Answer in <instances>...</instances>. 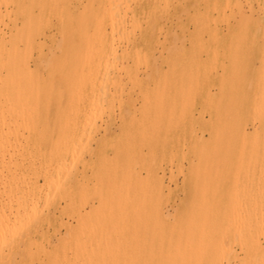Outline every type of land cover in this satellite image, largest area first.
<instances>
[{
    "label": "rangeland",
    "instance_id": "obj_1",
    "mask_svg": "<svg viewBox=\"0 0 264 264\" xmlns=\"http://www.w3.org/2000/svg\"><path fill=\"white\" fill-rule=\"evenodd\" d=\"M11 1H13L15 4L13 5V3L10 2V0H5V1L0 0V5L3 4L0 7L1 9L0 41H2V44L0 42V47L2 46V48L3 49L5 48L6 51L8 49L12 50L13 48L17 47L20 51H22L21 53L23 54L25 52H26L25 54L30 53L31 52L30 50H32L30 54L32 57V58L30 57L31 60L30 59L27 60V58H29V54L26 55L28 57L25 56L24 57L26 58V62L29 61L27 62V64L28 66L30 65L29 67L32 69L31 70L32 77L30 80L35 79L36 83H38L39 81L37 87L38 89L36 88L37 91L39 90L37 92L39 93L38 95L39 98L36 97L37 93H35V90L32 91L36 95H34V93L31 91V93H33L32 96H29L30 92L29 94L27 92L28 97H26L27 95L26 93H24V95L22 94L24 96V99L23 98L22 99L25 100L26 97V100L27 101L29 100V102L31 99L32 104L31 102L28 103L31 104V106L32 105L34 106L29 108L30 105L28 103L26 104L25 106L26 111L28 110L30 111L31 109V112H26V111L22 112V110H24V108L22 109L23 106L19 107L20 109H22L20 111H18L19 109H17L15 110L16 112L12 110H11L12 112H9L10 110L7 112V114L11 113V115L10 114L7 115V117L10 119V122H8L9 125L7 123L8 127L10 128L12 127V129L13 128L16 129L19 126L18 128H20L19 129L20 134L24 130L23 133L25 135H28L27 131L30 129L29 130L30 140L28 139V137L27 138L24 137L22 139L21 138L22 136L18 134V136L20 137L16 138L17 141L16 140L14 141V136L17 135L15 133L18 132L16 131L18 129H16L15 132L13 131L12 133L11 129L9 128L11 132L10 134V132H7L8 131L7 130L8 128H6L7 126H5V131L7 130L6 133L9 134L10 136L12 134L14 135H12L11 138L10 136H7L9 138V143H11L8 144L12 148L9 145H7L9 149V151L7 149L6 152L8 153H6L5 156V163L7 165L5 164V168L3 170L4 174L2 173V171L0 172L3 174V177L5 176L7 178L8 175V179L6 180L5 177L3 178L2 174H0V179L1 180L4 179L3 181L5 182L7 181L6 183L12 185L13 179L15 177L16 179L14 180L15 181L17 180L15 182L16 185L20 181L22 182V184L23 183L24 184L29 183V184H27L28 186L24 185L22 187L21 182L19 183V186H16L15 183H13V185H15L14 188L16 189V194H15V189L13 188V185L12 186L8 185L9 187H11V189H9L8 191L9 187L8 186L6 187L5 183H2V181H0V191L4 190L5 188L7 189L4 190L5 193H3V191L0 192L1 193L0 208L3 209L6 208L7 210L4 209L5 213L7 212L6 214L9 216V219L11 218V220H9L8 226H10L9 229L12 228V230L11 233H8L9 230H7L6 233L8 234H6V236L11 238L14 229L16 230L18 228V230L21 231L22 228L20 229V227H23L22 229L23 233L22 232L19 233L18 230H17L18 232L16 231L17 233L22 234L23 237V238L22 237L19 238L21 240L18 239V242L20 244L17 242L11 248L9 249L6 248L5 251L0 254V259L2 258V260H0V264H9L10 261H12L10 264H24V263L29 264L31 263L29 261L33 262L31 264H242L245 258V257L243 258V256H246L245 253H247L246 249H249L251 247L250 248L251 251L255 252L256 250L254 249L256 246L255 244L257 242L255 236L258 233L256 235L255 234L253 235L255 239V240L253 239V241L255 244L252 241V245L254 244V248H252V245L250 244L251 240L250 241L247 240L246 232L243 231L241 227L243 226V229L247 230V228H245L247 227V225L244 226V224H247V222L250 221L251 218H254L252 222H255V219L257 221L262 216L264 217L263 215L264 211H262V207L264 208V204H263L264 185H262V183L264 184V165H263L264 158L263 160L261 159V156L264 154V153L262 154V152H264V28H263L264 0H237L238 3H240V1L241 3H243L242 5V9H244L243 13L242 12L239 13V11H241L239 4H237V7H239L238 9L235 6L237 3L236 0H232V1L227 0L230 1L231 5L227 3L226 0H216V1L215 0H209V1L208 0H175V1L168 0V2L170 1V3H168L169 5H167V0L166 2H164L165 0H160V1L140 0V2L138 0L137 2L136 0L134 1L121 0L122 2L124 1L123 3H119L121 2L120 0H109L110 3H108V0H61V1L60 0H56V1L55 0H25L26 3L24 2V0H11ZM55 2L56 4H54ZM125 2L126 3L128 2L127 4L129 3L130 4L127 6ZM214 2L217 4L215 5ZM111 3L112 5L110 7L109 4ZM164 3H166L167 6H165ZM185 3L187 5H185ZM6 4L9 6H7ZM122 4H126V6ZM104 5H105V9H104ZM228 5L229 7H231V11L230 8L228 9L227 7ZM5 6H7L6 9ZM112 6H116V7L114 8ZM107 7L108 10L106 11ZM161 7L164 9H162ZM178 8L179 11L176 10ZM232 8L234 11V15H232L233 14ZM61 9L63 10L61 11ZM174 9L176 11H174ZM212 9L213 10L219 9L218 13L213 12ZM118 10L119 12H117ZM144 10H146L145 16L143 15ZM165 10H167L166 11L167 13L165 12ZM220 10H224V12ZM6 11L9 13L11 11V14L10 15L6 14L5 13ZM60 11L62 12V15ZM30 12L32 15L30 14ZM109 12H112L113 14L115 12L116 13L114 14V16L112 15V13H110V16H108ZM160 12L162 13L160 14ZM225 12L227 15L224 14ZM125 13L126 16L124 15ZM132 13L135 14L136 19L138 20V21L134 20V24L132 23L133 22L132 18H134V14L132 16ZM203 13L205 16H202ZM207 13H209L208 18L210 19V21L207 18ZM241 13L246 15V18L248 20L251 19L248 21L250 24H245V22L243 21L244 15L242 16ZM1 14L4 15L2 16ZM111 15L113 17H111ZM120 15L122 22L120 20ZM61 16L63 20L60 18ZM102 16H104V19H101ZM222 16L223 19H221ZM8 17L10 18L9 20ZM28 17L31 18L30 19L31 25H29ZM85 17H87L88 19H86ZM109 17L111 20L109 19ZM157 17L158 20L160 21L159 23L155 22L157 20ZM12 18H15V20ZM47 18H49L48 19L49 22L47 23V27H46ZM196 18L197 21L199 20L198 22L196 21ZM144 19L146 22L145 21L142 22V20ZM247 19H245V21ZM115 20L118 22V25ZM100 21H102L103 23H101L102 25L100 26V28H98L96 27V24L97 26L100 25L98 24V22ZM212 21L215 24L212 23ZM258 21L261 24H259ZM138 22L141 23V29L137 30V28H140L139 25L140 23ZM113 23L115 24L113 25ZM135 23L136 25H139V27L137 26L133 27L135 26ZM209 23L215 26L214 27L211 26L212 27L211 29L208 26ZM257 23L261 27L258 26ZM76 24L78 27L76 26ZM22 25L24 26V29ZM38 25L39 28L37 27ZM90 25L91 27H88ZM106 25H107V29L105 27ZM240 25H241V29H240ZM246 25H247V30L245 31ZM109 26L110 27L112 26L113 28L111 27L112 28L111 29ZM118 26L120 30L118 29ZM71 27H73L75 31ZM76 27L78 28V31H76L77 29ZM160 27H163V30L165 31L162 32ZM12 28L14 31L12 30ZM131 28L136 29V31L132 30ZM150 28L152 29V31L150 30ZM31 29L34 30V32H32L31 35L32 37L30 42V45L32 44L31 45L32 48L30 49V45L28 44L27 48L29 49L26 48L27 49L26 50L25 49L26 42H24L26 41L25 36L28 30ZM96 29H99V31L102 29V31H104L105 34H108L107 42L109 43L103 40V38L101 37V32L96 31ZM21 30L23 31V33L21 32ZM158 30L161 32H159ZM114 31L116 33H113L114 35L112 36L111 33ZM15 32H17V34ZM84 32H85V36H84ZM121 32H123L124 35L121 34ZM88 34L91 36H89ZM97 34L99 36L94 37ZM133 34L136 36L137 39H134ZM145 34H147V36ZM163 34L165 35V39L167 38L165 42H163V40H165ZM243 34H244V40L241 39L243 38L242 36ZM20 35L22 37V40ZM80 35L83 37V39ZM158 35H160L159 39H158ZM148 36L150 37L152 36L150 40H149L150 37ZM144 37L147 39V41ZM99 38L100 39L102 38V41L100 40V44H99ZM7 40L9 43L7 42ZM75 40L78 41L76 42ZM91 40L94 41L93 42L94 45L96 43L95 46L93 45L94 48L93 46H91ZM129 40L130 42H128ZM156 40L157 42H155ZM161 40L163 43L161 42ZM87 41L90 42V43L88 42L90 45L87 43ZM112 42H113V46L115 45V47L112 46ZM160 42L161 44L159 45ZM5 43L8 45H6ZM106 43L108 45H106ZM85 45H89L90 46L89 49L92 47L91 48L92 55L96 54L95 56L97 57L96 59L93 58L94 59L93 62L90 61L91 67L88 64L89 66L88 65L85 66L84 69L83 64L85 63L81 61L84 60L83 58H85L86 55L85 53L89 52L88 49H87L88 52L86 51L87 47ZM105 45L107 46L108 49L106 48ZM153 45H155V47ZM141 46H143V48H141ZM95 47H97L96 50H98L99 48L100 52L99 51L94 52L93 49H95ZM109 48H111L110 50L113 49L115 52L113 50H112L113 52L110 51ZM124 48L127 52H124L125 51ZM136 48L141 51H137ZM106 49L107 51L106 53H104ZM135 49L137 52L141 53L140 55L142 56H138L139 53L135 54ZM24 50L26 51L24 52ZM130 50L131 53H128L130 52ZM75 51H78L80 53ZM122 51H123V55L121 56ZM161 51H163V54L161 53ZM144 52H145V56L147 55L146 58H148L149 60L145 58ZM127 53L130 55V57ZM133 53L136 56H134ZM77 54L79 55L77 56ZM106 54L109 56L108 58ZM114 54H116L117 56H115ZM126 54L128 55V57H126L127 56ZM89 55L91 56V54ZM90 56L89 58L93 57ZM105 56L109 61L105 60L106 59ZM113 56H115V58H113ZM137 56L139 62L141 60V57L143 58L142 61L143 63L149 61L148 63H146V65L150 67L147 66L148 69L147 67L145 69L146 66L145 64L143 65L142 62H140L139 64V62L136 61ZM132 58H134L133 62H132ZM85 60L89 61L90 59L87 60L86 58ZM114 60L115 63H118L117 65L114 63ZM97 61L98 63L102 62L101 66H99L100 64L97 65ZM58 62H60V64ZM109 62H111V64ZM137 62H138V66H135L134 64ZM121 63L123 64L124 68L123 66H121ZM108 64H110V66L114 64L113 65L114 67H110L108 66ZM38 66L39 68L37 69ZM57 66L59 68H57ZM116 66L119 68H117ZM54 67H56V69ZM104 67H110L108 68L110 70L108 69L106 70ZM125 67L131 68L132 71L134 69V71L132 72L131 70L129 71L128 69H126L127 72L125 73ZM135 67L138 68L135 69ZM149 68L151 69V71ZM87 69L89 71L92 70L94 75L90 73L91 74L90 76V74H88L89 71L87 72ZM96 69L98 70V73L96 72ZM33 70L34 72L36 71L35 74ZM57 70H59V72ZM80 70L81 72L84 70L83 71L84 74L83 72L82 74H80L79 73ZM136 70L137 71L141 70V71L137 72ZM143 70H145L146 72H144ZM39 71H40V80H38ZM106 71L109 75L108 78ZM60 72H61L60 78L61 80H63L62 82L65 81L67 86H65V83L63 84L59 80ZM73 72H76L77 76ZM103 72H105L106 74H104ZM134 72L138 74V75L136 74V77L137 76L140 77L137 80L135 79L137 83L136 81H134V77H135ZM139 72L141 73L139 74ZM127 73H130L128 74L129 76H126ZM69 74H71V76ZM87 74L90 78L92 76L93 77L91 81L89 78H87L88 80H85L87 81L88 84V85L86 84L87 85L86 86L87 90H86L84 89L85 83L83 81L84 78L87 76ZM142 74L144 76H142ZM78 75L81 77H78ZM119 75H121V77ZM130 75L132 82L128 81L130 80ZM56 76L59 79H57ZM45 77L46 79H44ZM62 77L64 79H62ZM101 77L102 78L104 77L105 81L102 80ZM161 77H163V79ZM77 78L78 79L80 78L82 82L80 80H77ZM71 79H73L74 81ZM120 79H121V83H119ZM33 80L30 82V84L35 83V81L33 82ZM50 80H52L54 84ZM138 80L141 82L143 81L144 83L142 82L141 85V82H139ZM152 80H155L156 82ZM75 81L81 82L83 83V85L80 83L81 85L77 86L78 83L76 84ZM90 82L92 83L93 86L90 84ZM133 82L136 84L133 85ZM117 83L119 86L117 85ZM124 83H125V88L123 87ZM94 84L96 85L94 86ZM147 84L153 88L151 89V87L146 86ZM114 85L117 87V89L114 88L115 87ZM163 85H165L164 89H163ZM74 86L76 88L83 86V88L76 89ZM135 86L137 87L136 89ZM34 87H36L35 84ZM129 87H131L130 90L134 88L133 89L134 91L128 90ZM142 87H143V91H142ZM99 88L104 93L103 92L101 93ZM120 88L123 89L122 91H125V93L127 91L129 92L130 95L129 99H131L129 104H128L129 99L127 98L128 93L124 94V92H121ZM145 88L146 89L148 88L147 90L150 91L148 92ZM154 89L156 90V93L155 91H153ZM76 90L81 92V94L78 91L77 94L75 92L76 95H79L78 98L79 99L81 98L80 106L76 102L77 101L76 98L74 99V101L71 102L73 104H70L71 101L70 99H72L71 98L72 94H68V93L70 92L72 93L73 91ZM145 90L147 91V96L145 93L143 94L145 98L150 96V99L148 97V100L152 101L156 98V101L159 103L161 101L160 99H163L162 103L160 102L162 104L161 107L162 109L160 107H157L160 106L159 104L156 106L154 104L155 102L153 101H152L153 104L148 103L147 100L143 99L142 97L143 94H138V92L142 93L145 92ZM90 91L92 95L90 94ZM116 92L118 93V95L115 94ZM94 93L96 94L95 96ZM111 93H113L114 95V98L112 97L113 99H115V102L113 101L114 103L108 102L109 99L110 101L113 100L111 98V96H113ZM119 93L120 94L122 93L121 97L124 100L123 104H121L122 101L118 102L121 99ZM63 94L66 95L63 96ZM101 94L105 95V96L103 95L104 99L102 98ZM53 95L54 97H52ZM80 95L84 96L83 100L82 97H80ZM62 96L64 98H61ZM34 97H36V99ZM74 97L75 95L73 96V98ZM92 97H96L94 99L97 100L101 98L103 102L101 101V99L100 101L95 100L96 101L95 102L93 101L94 99L92 100ZM37 99L39 100V102ZM88 99L92 100V102ZM33 100L34 101L36 100L37 102H34ZM42 100H44L46 103H43ZM143 100H145V102L147 101L146 102L147 105L145 104L147 109L146 111L144 110V108L143 110H141L142 107H144V105H142ZM97 102H99L98 107H100L101 109L100 108L97 109L96 106ZM131 102L132 104L134 103L136 109L131 106ZM25 103L26 102H24V104ZM34 103H37V106L34 105ZM119 103L121 106L119 105ZM71 105L72 106L74 105L73 107L74 108L77 107V108H75L73 112L69 111V115L72 113V115L69 116L68 110L69 109L72 110L73 108V107L69 108ZM109 105L115 107L114 114L112 111L113 107H111L112 110H110ZM140 105L142 107H140ZM122 106L124 107L122 108ZM154 106H156L157 108V109L155 108L156 109L155 111H153ZM89 107L91 109H89ZM32 108L34 110L36 108L35 112H32ZM76 109L80 112V114H78L79 112L77 111L78 112V113L76 112L77 117H74L73 115L75 114ZM108 109L110 111H108ZM159 109H161L160 112L157 111ZM47 110H48L47 112L48 115L46 113ZM90 110L95 112V114L91 113L92 116L93 115L95 116L94 117L90 116V117L96 118L98 114H101L100 115L101 118L99 115H98L99 117H97L96 119L86 118V116L89 117L91 112ZM99 110L101 112H99ZM144 112H146V116L144 115ZM13 113L15 114L19 113V114L15 115ZM29 113H31V115H29ZM102 113L104 114L102 115ZM133 114L135 115V118L131 119ZM24 115L26 117V120ZM28 115L29 118L27 117ZM65 115L66 116L68 115L69 117L67 116L66 118ZM108 115H110L112 118L108 119L109 117ZM17 116L19 117V119ZM72 116L73 118H71L72 119L71 120L70 117ZM11 117L16 118L15 121H13ZM98 118L100 119L98 120ZM27 119L29 123L26 122ZM66 119L67 120L69 119V124L71 126H73L75 122L77 123L74 124V129L70 125H66V128L68 126L69 129L66 130V128H64L65 122L67 121ZM74 119H76L75 122H72ZM138 119L140 122L138 121ZM21 120H23V122ZM90 120L91 122H89ZM11 121L14 122V126L13 125L10 126ZM16 121L17 122L21 121V123H23L22 127L23 126L24 127L21 129V123H17ZM132 121L134 123H132ZM15 122L16 125L18 124V126L15 125ZM109 122L110 124L106 125ZM24 124L25 125L29 124L30 128L28 127L29 125L27 126L29 128L28 129ZM32 124L33 127H31ZM66 124L68 123L66 122ZM75 126L77 128H75ZM100 126H102V128H100ZM31 128H34L33 131ZM35 128L37 129L36 131ZM63 129L65 132L62 131ZM59 130L61 131L59 132ZM82 131L83 132L86 131L84 136L90 135L89 140H87L89 138L88 136L87 138H85L82 135L83 137L81 138V133H83ZM63 132L65 134H63ZM53 134L54 137H52ZM72 134L74 136H72ZM71 136L73 139L70 138ZM78 136L80 138H78ZM25 138L26 140H28V142L27 141L25 142ZM60 138H62L63 140L61 139L60 141ZM68 138L69 140H67ZM78 139L79 142H81L80 144L81 146L78 143ZM19 141L22 142L21 146L19 145L20 144ZM56 141L58 142L56 143ZM15 142L17 143V145ZM23 143L26 146L23 145ZM62 143L64 144L65 148L67 147L69 153L67 149H64V147L61 146ZM57 145H59V147ZM15 146L18 148H16ZM33 146L34 149L32 148ZM13 147L15 150L13 149ZM22 147L24 152L23 154H21ZM72 147L75 148L78 147L76 148L77 150L74 148L77 151V153ZM82 147H84L85 149ZM86 148L89 149L87 150ZM12 149L16 151V153ZM62 149H64V151L66 150L65 152L68 153V156L67 153H64ZM28 150L30 152H28ZM84 150L86 151L84 152ZM49 151H52V154L49 153ZM53 151L55 152L53 153ZM78 151H80V154L82 153L81 154L82 156L78 153ZM13 152L17 156L16 155L13 156L11 154ZM34 152L36 153V156ZM17 153H19L20 156ZM8 154L10 155V157ZM73 154L82 157L81 159L79 158L81 162H79L80 161L79 159L78 161H76L78 157ZM73 156L76 157V160L73 158ZM17 158H19L20 163L18 162ZM20 158L21 161L23 160L25 162V163L23 162L24 164L22 165ZM49 158L53 163V165L52 163H50ZM82 159H85V161H83ZM28 161L30 165L28 164ZM15 162L16 165L18 164L17 165L18 167H15L17 168L16 170L14 166L11 165V164L15 165ZM58 162H59V166L57 164ZM60 162H62L61 163L62 167H64L63 164L67 162L65 166L67 167V165H69L72 168L68 166L67 168L68 170H67L64 167V169H66L64 170L65 172H63V170H60L58 171L59 172L58 174L56 173L57 172L56 169L57 167L58 169L61 168ZM81 163L84 164L82 165ZM33 165H35L36 167H34ZM9 167L11 168L9 169ZM25 168L26 169L28 168L27 171ZM35 168L37 169V171ZM47 169H51V170L48 172ZM6 170H11L10 173L13 174L12 175L14 176L13 179L11 177V174H9V171ZM73 172L75 175H73ZM43 173L44 174L47 173V174H45L44 176ZM65 173L66 176L68 177H64L65 175L63 174ZM83 173L86 176L82 175ZM24 174H26V177H24ZM80 174L83 177L80 176ZM22 176L25 179L24 182L22 181L23 180ZM30 176L33 177L31 178ZM57 177H58V181L55 185ZM9 179L11 183L9 182ZM62 179L65 180L67 179V180L62 181ZM80 181L81 184L78 186L77 184ZM60 182H62V184L64 182V184L66 185L65 186L66 190H63L64 184L63 185L59 184ZM1 184H3L5 187L1 186ZM38 184L40 185V188L38 187ZM47 186L49 187L51 186V187L49 188ZM58 186H60L59 187L60 189L62 187L63 188L60 190L58 189ZM16 187H18L19 189ZM28 188H30L31 192H33V190L35 191L33 192L34 196L31 192L29 193L30 190L27 192ZM52 188L54 190L55 189L58 190V192L57 191L55 192L54 190L50 191L52 190ZM71 188L72 191L69 193L70 195L69 194L67 195V199L65 200L66 197L63 196L64 195L63 191H65L67 194L68 189ZM44 190L46 191L47 195L48 192L50 191L51 192V193L49 192L50 195L47 196ZM72 192H74L73 194L76 196H74ZM2 193L5 195H3ZM58 193L63 194L61 197V199L63 200L60 199L61 195H59ZM53 194L56 195L57 198L56 196L53 197ZM16 195H18L17 196L18 199H19V195H22L23 197L22 198L20 196V198H22L23 200L17 199L19 202L20 201L23 202V203L18 202L20 205L17 203L15 197ZM9 196L11 197L9 200H12L15 203L8 200ZM69 196H71L72 198H70ZM24 197L26 198V200ZM258 199L260 201L262 200L261 202L263 205L259 201H257ZM2 201L5 203L8 202L6 206L5 204L1 206V204L3 203ZM253 201H257L258 204L257 202L253 203ZM21 203L22 205L27 204L28 207L24 206L23 208L26 212H24V210L21 209L22 207ZM44 203L45 206L46 204L48 205L44 207L43 205ZM252 203L253 205L257 204L256 209L258 208L257 210L259 212H257L256 209L253 208L254 206L252 207ZM59 204L63 207L59 206ZM259 204H261V207H259L260 206ZM36 205L39 206L36 207ZM250 205L254 209V210L252 209L254 212L251 210V208H249ZM202 206L206 207V210L202 208ZM207 206L209 207L207 208ZM242 206H244L245 208L247 207V209H245ZM15 207L16 208L18 207L19 209L17 210L18 212L21 211L19 212L20 215L17 216L15 215V213L18 214L16 212ZM25 207L27 208V210ZM36 208L41 210L40 211L41 213L38 211V209L32 211ZM10 209L11 211L9 212ZM212 209H213V215L211 214ZM4 210L0 209V212ZM201 210L203 213H205L204 215L202 213L200 214ZM245 210H248V212ZM29 211L30 214H28ZM43 211L46 213H44ZM249 211H252L253 214H255V217L252 214V212L250 213ZM260 211H262V213H260ZM31 212L34 213L32 214ZM209 212L210 214H207ZM23 213L25 214L27 213V215H23ZM116 213L118 214L119 218L118 216L117 218L113 217L114 215H116ZM40 214L42 215V217H40L41 216ZM259 214H260V218L257 219ZM29 215H33V219L35 220L32 219L33 220L32 221L31 218H29L28 221L24 220V218L27 219ZM34 215L36 216L34 217ZM200 215L201 217H204L205 215L207 216L203 218L204 221H206L207 223L205 224V227H202L204 226V221H202L203 225L200 224L202 220ZM210 215H212L211 218L213 217L212 221H210L211 220V218L209 217ZM248 215L250 219L248 218ZM15 216L19 218L18 220L20 223L18 222ZM37 216L39 217V219ZM108 216L109 217L111 216V218L112 217L116 218L114 219L115 224L113 223V221L112 223L108 222V220L110 219H106L107 221L104 220V218H109ZM240 216L244 217L243 222L245 223H242L241 221L242 218ZM80 217H82L83 219H81ZM15 218L17 221L15 223L16 225L13 224ZM79 219L81 223L86 222L85 224L87 225L89 223L90 224L89 228L86 225V227L81 226L82 227L80 228L81 230H78L80 225H82L81 223H79L80 225H78ZM101 219L103 220L104 224L107 223V227H104L106 228L104 230L106 232H103L102 230L103 228L97 227L98 225L97 222ZM44 221L46 222L44 223ZM48 221L50 222V224L51 223L52 224L48 225ZM24 222L26 224L29 222L30 224L26 225ZM91 222L93 224L97 223L96 226H91L92 224ZM103 222L101 224L102 227H103ZM22 223H24L25 226H27L26 227L27 229L24 228V224ZM108 223L110 224L108 225ZM59 224L62 226H60ZM18 225L21 226L18 227ZM199 225H202L201 227L203 229L200 228L198 231L197 227L199 228L200 227ZM15 226H17V228ZM34 227L35 228L37 227L38 231H36L37 228L35 229ZM91 227L100 228L102 231L101 230L99 231L103 232V234L106 233V235L104 237L100 236L101 232L99 234V231H97L98 229L95 231L96 233L93 234L92 231H94L95 229L94 228L90 229ZM85 228L92 230L91 231L92 234H90V231L88 232L87 229L85 231H87L88 233L84 232L85 233L84 234L83 230ZM59 229L61 230L59 231ZM207 229L211 231L210 235L208 234L209 231ZM223 229H226L225 231H227V233L229 232L228 230H230V234L224 232ZM75 230L77 232L81 231L83 234L82 237L84 239H86L85 237H88L90 234L93 236L97 235L99 238L101 237L102 240L101 238L100 240L98 238V241H93L95 239L97 240V237L93 238V236H89L92 237L93 239H90V241H88L89 239H87L88 241L86 242L87 246L84 244H83L84 246L81 245L83 247L80 246V249L83 248V250L81 249L78 251L79 248L77 247L78 246L77 240L80 238L82 239V237L79 236V234L80 235L82 234L78 233L77 235L78 237L75 236L74 233H77ZM200 230L202 231L204 230L205 233L204 231L202 232ZM217 231H219V233ZM222 231L223 233H226L225 236L228 235L226 238L223 236ZM29 232L31 233L32 236L30 235ZM55 232H57L56 235ZM97 232L99 235L97 234ZM215 232H217L218 234H216ZM34 234L36 235L34 236ZM6 236L5 235L3 237L0 236L2 244L6 240ZM257 236L258 237L260 236V238L257 237L259 240L257 244L262 241L261 243L262 245H264V237L261 235H257ZM2 238H4V240ZM32 239L33 240L36 239L37 244L36 241L32 243L31 242ZM68 239L70 242L69 241L66 242ZM84 239L83 241L85 242ZM208 239H211L213 243ZM218 239L219 241H217ZM91 240L93 241V244L91 243L88 244L89 242H91ZM244 240L247 241L246 244L248 243L250 244L248 245L249 247L245 246L246 244ZM29 241L32 243L31 244L32 246L30 245ZM1 242L0 245H2ZM40 242L43 243L44 248L47 249L46 250L47 252L45 250H44L45 252L40 251L41 249L39 250L41 246L43 247V245L40 246ZM79 242L82 243L81 241ZM204 242L208 244L206 245V247H208L207 250L205 248ZM34 243L36 244V246H38V249L36 250V253L33 255L32 253H30L29 249L31 250V252L33 250L35 252L36 246H33ZM69 244H71V248L73 247L72 250L71 248H69L70 247ZM76 244H77L76 246L77 250L75 249ZM201 245L203 246V248H200ZM240 246L242 247V249H240L241 248ZM65 247H67L66 248L67 251L66 250L64 251ZM212 247L213 248L215 247V251L213 250ZM200 249L201 251L205 250L200 252L201 254H204L206 251L207 254L205 253L204 256L200 255L199 254ZM18 250H19V254H18ZM241 250H243V252ZM5 252L7 255L6 254L4 255ZM29 254L30 256L31 255L34 256L33 257L34 259L31 258L32 259L31 260ZM8 256L11 257L10 259L7 260Z\"/></svg>",
    "mask_w": 264,
    "mask_h": 264
},
{
    "label": "bare ground",
    "instance_id": "obj_2",
    "mask_svg": "<svg viewBox=\"0 0 264 264\" xmlns=\"http://www.w3.org/2000/svg\"><path fill=\"white\" fill-rule=\"evenodd\" d=\"M4 1H5V0H4ZM55 1H56V0H55ZM60 1H61V0H60ZM120 1H121V0H120ZM126 1H127V0H126ZM132 1H134V0H132ZM132 1H131V3H132ZM138 1L140 2V0H138ZM142 1H143V0H142ZM151 1H152V0H151ZM156 1H157V0H156ZM159 1H160V0H159ZM170 1H171V0H170ZM170 1L168 2V0H167V5H169L168 3H170ZM174 1H175V0H174ZM208 1H209V0H208ZM215 1H216V0H215ZM226 1H227V0H226ZM231 1H232V0H231ZM2 2H3V1H2ZM10 2L13 3V5L15 4V3H14L13 1H11V0H10ZM24 2L26 3L25 0H24ZM89 2H90V1H89ZM94 2H95V1H94ZM118 2H119V1H118ZM123 2H124V1H123ZM123 2L121 1V2H119V3H123ZM136 2H137V0H136ZM136 2H135V3H136ZM164 2H166V0H165ZM185 2H186V1H185ZM189 2H190V1H189ZM218 2H219V1H218ZM236 2H237V0H236ZM6 3H7V2H6ZM92 3H93V2H92ZM95 3H96V2H95ZM108 3H110L109 0H108ZM108 3H107V4H108ZM116 3H117V2H116ZM116 3H115V4H116ZM125 3H126V2H125ZM127 3H128V2H127ZM127 3H126V4H127ZM161 3H162V2H161ZM227 3L230 4V1H227ZM240 3H241V1H240ZM240 3L237 2L235 6L237 7V4H239V7H240V9H241V11H239V13H240V12L243 13V10H244V9H242V5H243V3H241V6H240ZM7 4H8V3H7ZM7 4H6V5H7ZM54 4H56V2H55ZM126 4H122V5H125V6H126ZM129 4H130V3H129ZM129 4H127V6H128ZM159 4H160V3H159ZM206 4H208V3H206ZM214 4L216 5L217 3L214 2ZM214 4H213V5H214ZM234 4H235V3H234ZM234 4H233V5H234ZM2 5H3V4H2ZM2 5H0V7H1ZM4 5H5V4H4ZM17 5H18V4H17ZM57 5H58V4H57ZM90 5H91V3H90ZM101 5H102V4H101ZM111 5H112V3L109 4L110 7H111ZM164 5L167 6L166 3H164ZM185 5H187V4L185 3ZM230 5H231V4H230ZM7 6H9V5H7ZM7 6H5V9L7 8ZM51 6H52V5H51ZM63 6H64V5H63ZM119 6H120V5H119ZM160 6H161V5H160ZM178 6H179V5H178ZM191 6H192V5H191ZM225 6H226V5H225ZM95 7H96V6H95ZM112 7L115 8L116 6H112ZM144 7H145V6H144ZM162 7H163V6H162ZM162 7H161V8H162ZM213 7H214V6H213ZM213 7H212V8H213ZM223 7H224V6H223ZM223 7H221V8H223ZM227 7H228V9L230 8V11H231V7H229V5H228ZM239 7H237V9H238ZM13 8H14V7H13ZM53 8H54V6H53ZM99 8H100V7H99ZM127 8H128V7H127ZM127 8H126V9H127ZM129 8H130V7H129ZM216 8H217V7H216ZM224 8H225V7H224ZM2 9H3V8H2ZM104 9H105V5H104ZM104 9H103V10H104ZM118 9H119V8H118ZM131 9H133V8H131ZM154 9H155V8H154ZM154 9H153V10H154ZM162 9H164V8H162ZM7 10H8V9H7ZM11 10H12V8H11ZM62 10H63V9H61V11H62ZM107 10H108V7H107L106 11H107ZM110 10H111V9H110ZM116 10H117V9H116ZM116 10H115V11H116ZM123 10H124V9H123ZM176 10L179 11V8L176 9ZM176 10L174 9V11H176ZM212 10H213V9H212ZM218 10H219V9H218ZM218 10L215 9V10H213V12H217V13H218ZM0 11H1V9H0ZM30 11H32V10H30ZM61 11H60V12H61ZM127 11H130V10H127ZM155 11H156V10H155ZM162 11H163V10H162ZM166 11H167V10H165V12H166ZM220 11H223V12H224V10H220ZM232 11H233V8H232ZM34 12H35V10H34ZM49 12H50V10H49ZM92 12H93V11H92ZM117 12H119V10H118ZM125 12H126V10H125ZM143 12H144L143 15L145 16V12H146V10H144ZM182 12H183V11H182ZM189 12H190V11H189ZM223 12H222V13H223ZM5 13L10 15V14H11V11H10V13L7 12V11H6ZM5 13H4V14H5ZM19 13H20V12H19ZM19 13H18V14H19ZM103 13H104V12H103ZM110 13H112V12H109L108 16H110ZM115 13H116V12H115ZM115 13H114V14H115ZM123 13H124V12H123ZM151 13H152V12H151ZM161 13H162V12H160V14H161ZM166 13H167V12H166ZM166 13H165V14H166ZM242 13H241V14H242ZM4 14H3V15H4ZM30 14H31V12H30ZM114 14L112 13L113 16H114ZM121 14H122V13H121ZM133 14H134V13H132V16H133ZM155 14H156V13H155ZM177 14H178V13H177ZM201 14H202V13H201ZM224 14L227 15L226 12H225ZM224 14H223V15H224ZM229 14H230V13H229ZM231 14H232V13H231ZM241 14H240V15H241ZM1 15H2V14H1ZM3 15H2V16H3ZM31 15H32V14H31ZM61 15H62V12H61ZM112 15H111V17H113ZM124 15L126 16V13H125ZM162 15H163V14H162ZM173 15H174V14H173ZM178 15H179V14H178ZM182 15H183V14H182ZM195 15H196V14H195ZM208 15H209V13H207V18H208ZM225 15H224V16H225ZM232 15H234V11H233V14H232ZM240 15H239V16H240ZM243 15H244V14H242V16H243ZM7 16H8V15H7ZM40 16H41V15H40ZM40 16H39V18H40ZM52 16H54V15H52ZM56 16H57V15H56ZM106 16H107V14H106ZM125 16H124V18H125ZM147 16H148V15H147ZM151 16H152V15H151ZM154 16H155V15H154ZM202 16H205L204 13H203ZM17 17H18V16H17ZM31 17H32V16H31ZM115 17H116V16H115ZM122 17H123V15H122ZM130 17H131V16H130ZM163 17H164V16H163ZM170 17H171V16H170ZM197 17H198V16H197ZM217 17H218V16H217ZM243 17H244V18H243V21L245 22V24H250L248 21L251 20V19L248 20V19L246 18V15H244ZM1 18H2V17H1ZM5 18H6V16H5ZM60 18L63 20L62 16H61ZM85 18L88 19L87 17H85ZM85 18H84V19H85ZM124 18H123V19H124ZM134 18H135V19H134ZM134 18H132V20H133L132 23H133V24H134V20H137L135 14H134ZM204 18H205V17H204ZM3 19H4V18H3ZM9 19H10V18L8 17V20H9ZM12 19L15 20V18H12ZM18 19H19V18H18ZM28 19H29V20H28L29 25H31V24H30V23H31V21H30L31 18L28 17ZM48 19H49V18H47L46 27H47V23L49 22ZM68 19H69V18H68ZM101 19H104V16H102ZM109 19H110V17H109ZM113 19H114V18H113ZM115 19H116V18H115ZM208 19H209V18H208ZM208 19H207V20H208ZM211 19H212V18H211ZM216 19H218V18H216ZM221 19H223V16L221 17ZM245 19H247V20L245 21ZM40 20H41V19H40ZM42 20H43V19H42ZM99 20H100V19H99ZM110 20H111V19H110ZM116 20H117V19H116ZM116 20H115V21H116ZM120 20H121V15H120ZM125 20H126V19H125ZM148 20H149V19H148ZM203 20H204V19H203ZM212 20H213V19H212ZM214 20H215V17H214ZM214 20H213V21H214ZM219 20H220V19H219ZM10 21H11V20H10ZM70 21H71V20H70ZM102 21H103V20H102ZM102 21L98 22V24H100V25L97 26V24H96V27L100 28V26L102 25L101 23H103ZM123 21H124V20H123ZM137 21H138V20H137ZM137 21H136V22H137ZM139 21H140V19H139ZM143 21H145V19L142 20V22H143ZM170 21H171V20H170ZM173 21H174V20H173ZM196 21H197V18H196ZM198 21H199V20H198ZM198 21H197V22H198ZM209 21H210V19H209ZM213 21H212V23H214ZM0 22H1V21H0ZM4 22H5V21H4ZM54 22H55V21H54ZM76 22H77V21H76ZM116 22H117V21H116ZM121 22H122V20H121ZM145 22H146V21H145ZM147 22H148V21H147ZM155 22H157V23L160 22V21L158 20V17H157V20H156ZM163 22H164V21H163ZM215 22H216V21H215ZM240 22H241V21H240ZM246 22H248V23H246ZM250 22H251V21H250ZM127 23H128V22H127ZM129 23H130V22H129ZM138 23H140V22H138ZM138 23H137V24H138ZM150 23H151V22H150ZM150 23H149V24H150ZM194 23H195V22H194ZM258 23H259V21H258ZM258 23H257V25L260 26L259 24H261V23H259V24H258ZM0 24H1V23H0ZM38 24H39V23H38ZM40 24H42V23H40ZM85 24H86V23H85ZM91 24H92V23H91ZM114 24H115V23H113V25H114ZM122 24H123V23H122ZM133 24H132V26H133ZM152 24H153V23H152ZM155 24H156V23H155ZM205 24H206V22H205ZM214 24H215V23H214ZM88 25H89V23H88ZM104 25H105V24H104ZM110 25H111V24H110ZM117 25H118V22H117ZM130 25H131V24H130ZM139 25H140V28H137V30H138V29H141V23H140ZM139 25H136V23H135V26H133V27H136V26L139 27ZM146 25H147V24H146ZM162 25H163V24H162ZM17 26H18V25H17ZM22 26H23V25H22ZM25 26H26V25H25ZM71 26H72V25H71ZM76 26H77V24H76ZM119 26H120V25H119ZM119 26H118V29H119ZM163 26H164V25H163ZM167 26H168V25H167ZM195 26H196V25H195ZM202 26H204V25H202ZM208 26H209V28L212 29L211 26H213V25H211V24L209 23ZM214 26H215V25H214ZM214 26H213V27H214ZM263 26H264V25H263ZM27 27H28V26H27ZM33 27H34V26H33ZM37 27L39 28V25H38ZM52 27H53V25H52ZM59 27H60V26H59ZM77 27H78V26H77ZM77 27H76V28H77ZM88 27H91V25L88 26ZM88 27H87V28H88ZM105 27H106V29H107V25H106ZM109 27H110V26H109ZM111 27H112V26H111ZM111 27H110V28H111ZM260 27H261V26H260ZM260 27H259V28H260ZM0 28H1V27H0ZM71 28L74 30L73 27H71ZM76 28H75V29H76ZM94 28H95V27H94ZM112 28H113V27H112ZM112 28H111V29H112ZM123 28H124V25H123ZM125 28H126V27H125ZM160 28H161V31H162V32L165 31V30H163V27H160ZM160 28H159V30H160ZM245 28H246V29H245V31H246V30H247V25L245 26ZM263 28H264V27H263ZM19 29H20V28H19ZM23 29H24V26H23ZM52 29H53V28H52ZM115 29H116V28H115ZM118 29H117V30H118ZM131 29H132V28H131ZM240 29H241V25H240ZM256 29H257V28H256ZM0 30H1V29H0ZM12 30H13V28H12ZM38 30H40V29H38ZM68 30H69V29H68ZM86 30H87V29H86ZM90 30H91V29H90ZM119 30H120V29H119ZM127 30H128V29H127ZM127 30H126V33H127ZM132 30L136 31V29H132ZM150 30L152 31L151 28H150ZM159 30H158V31H159ZM166 30H167V29H166ZM13 31H14V30H13ZM51 31H52V30H51ZM56 31H57V30H56ZM74 31H75V30H74ZM76 31H78V28L76 29ZM94 31H95V30H94ZM96 31H99V29H96ZM115 31H116V30H115ZM115 31L111 33L112 36L114 35L113 33H116ZM122 31H123V30H122ZM129 31H130V29H129ZM129 31H128V33H129ZM134 31H133V32H134ZM148 31H149V30H148ZM161 31H159V32H161ZM210 31H211V30H210ZM21 32L23 33L22 30H21ZM32 32H34V30H32V29H31V30H28V32H27V34H26V36H25V38H26V41H24V42H26L25 49L27 48L28 44L30 45L31 37H32V36H31V35H32ZM99 32H101V37L103 38V40L107 42V39H108V36H107V35H108V34H105V32L102 31V29H101ZM99 32H98V33H99ZM106 32H107V31H106ZM131 32H132V31H131ZM140 32H141V31H140ZM159 32H158V33H159ZM15 33L17 34V32H15ZM44 33H45V32H44ZM67 33H68V32H67ZM67 33H66V34H67ZM76 33H77V32H76ZM79 33H80V32H79ZM90 33H91V32H90ZM92 33H93V32H92ZM107 33H108V32H107ZM117 33H118V31H117ZM126 33H125V35H126ZM134 33H135V32H134ZM166 33H167V32H166ZM243 33H244V32H243ZM10 34H11V33H10ZM37 34H38V33H37ZM93 34H94V33H93ZM93 34H92V37H93ZM121 34L124 35L123 32H121ZM135 34H136V33H135ZM155 34H156V33H155ZM255 34H256V33H255ZM0 35H1V34H0ZM55 35H56V34H55ZM62 35H63V34H62ZM88 35H89V34H88ZM145 35L147 36V34H145ZM163 35H164V34H163ZM67 36H68V35H67ZM80 36H81V35H80ZM84 36H85V32H84ZM89 36H91V35H89ZM97 36H99V35L97 34V35L94 36V37H97ZM118 36H119V35H118ZM129 36H131V35H129ZM133 36H134V39H137L136 36H135L134 34H133ZM159 36H160V35H158V39H159ZM242 36H243V38H241V39L244 40V34H243ZM257 36H258V35H257ZM16 37H17V36H16ZM20 37H21V35H20ZM40 37H41V36H40ZM40 37H39V38H40ZM54 37H56V36H54ZM81 37H82V36H81ZM123 37H124V36H123ZM126 37H127V35H126ZM137 37H138V36H137ZM148 37H150V36H148ZM151 37H152V36H151ZM151 37L149 38V40L151 39ZM238 37H239V36H238ZM254 37H255V35H254ZM254 37H253V38H254ZM36 38H37V37H36ZM36 38H35V39H36ZM43 38H44V37H43ZM79 38H80V37H79ZM88 38H89V37H88ZM102 38H101V39L99 38V44H100V40L102 41ZM119 38H120V37H119ZM121 38H122V36H121ZM124 38H125V37H124ZM124 38H123V39H124ZM144 38H145V37H144ZM82 39H83V37H82ZM89 39H90V38H89ZM95 39H96V38H95ZM110 39H111V37H110ZM131 39H132V38H131ZM131 39H130V40H131ZM134 39H133V41H134ZM141 39H142V38H141ZM145 39H146V38H145ZM164 39H165V35H164ZM166 39H167V38H166ZM166 39L163 40V42H165ZM217 39H218V38H217ZM4 40H6V39H4ZM21 40H22V37H21ZM21 40H20V41H21ZM87 40H88V39H87ZM93 40H94V39H93ZM127 40H128V39H127ZM130 40H129L128 42H130ZM149 40H148V42H149ZM55 41H56V40H55ZM75 41H76V40H75ZM77 41H78V40H77ZM77 41H76V42H77ZM113 41H114V38H113ZM116 41H117V40H116ZM124 41H125V40H124ZM135 41H136V40H135ZM146 41H147V39H146ZM146 41H145V43H146ZM0 42H1V44H2V41H0ZM7 42H8V40H7ZM45 42H46V40H45ZM88 42H89V41H87V43H88ZM93 42H94V41L91 40V46L94 45ZM96 42H97V41H96ZM128 42H127V43H128ZM139 42H140V41H139ZM155 42H157V40H156ZM161 42H162V40H161ZM161 42L159 43V45L161 44ZM163 42H162V43H163ZM8 43H9V42H8ZM22 43H23V42H22ZM71 43H72V42H71ZM89 43H90V42H89ZM89 43H88V44H89ZM107 43H109V42H107ZM107 43H106V45H108ZM140 43H141V42H140ZM5 44H6V43H5ZM12 44H13V43H12ZM24 44H25V43H24ZM54 44H55V42H54ZM75 44H76V43H75ZM84 44H85V41H84ZM99 44H98V45H99ZM110 44H111V42H110ZM114 44H115V43H114ZM119 44H120V43H119ZM136 44H137V43H136ZM147 44H148V43H147ZM164 44H165V43H164ZM6 45H8V44H6ZM31 45H32V44H31ZM31 45H30V49L32 48ZM69 45H70V44H69ZM77 45H78V44H77ZM80 45H81V43H80ZM80 45H79V46H80ZM89 45H90V44H89ZM89 45H85V46L87 47V48H86V51L88 52V50H89V52H90V50H91V52H90V53H89V52H88V53H85V52H86V51H85L84 53H85L86 55H85V58H83V59L85 60V59L87 58V60H88V59H90V60H89V61H86V60H85L87 63H86L84 60H82V61L80 60L81 62L85 63V64H83V65H84V67H83L84 69H85V66H87L88 64L90 65V63H91L90 61L93 62V60H94L93 58L96 59V57H97V56H95L96 54H95V55H94V54L92 55V49H91L92 47L89 49V47H90ZM95 45H96V43H95ZM95 45H94V46H95ZM106 45H105V46H106ZM117 45H118V44H117ZM122 45H123V44H122ZM156 45H158V44H156ZM3 46H4V45H3ZM15 46H16V45H15ZM70 46H71V45H70ZM73 46H74V45H73ZM73 46H72V47H73ZM94 46H93V48H94ZM101 46H104V45H101ZM101 46H100V47H101ZM112 46H113V42H112ZM125 46H127V45H125ZM153 46L155 47V45H153ZM162 46H164V45H162ZM98 47H99V46H98ZM110 47H111V46H110ZM113 47H115V45H114ZM116 47H117V46H116ZM128 47H129V46H128ZM106 48H107V46H106ZM117 48H118V47H117ZM125 48H126V47H125ZM125 48H124V50H125ZM141 48H143V46H141ZM7 49H8V48H7ZM11 49H12V48H11ZM27 49H29V48H27ZM27 49H26V50H27ZM87 49H88V50H87ZM96 49H97V47H95V49H93V51H94V52H95V51H96V52H98V51L100 52V49H99V48H98V50H96ZM107 49H108V48H107ZM107 49L104 51V53H106ZM110 49H111V48H109V50H110ZM121 49H122V48H121ZM136 49H137V48H136ZM136 49H135V54H136V53L138 54L139 52H137V51H141V50H138V49H137V51H136ZM149 49H150V48H149ZM26 50H24V52H25ZM112 50H113V49H112ZM112 50H110V51H112ZM115 50H116V49H115ZM150 50H151V49H150ZM30 51L32 52V50H30ZM33 51H34V49H33ZM113 51H114V50H113ZM113 51H112V52H113ZM142 51H143V50H142ZM151 51H152V50H151ZM21 52H22V51H20L17 47L13 48L12 50H9V49H8L7 51L5 50V48L3 49L2 46L0 47V172L2 171V173H3V170H4V168H5V164H6V163H5V156H6V153H8V152H6L7 149H8L7 145L11 144V143H9V138L7 137V136H10V135L6 133L7 130H8L7 132H10V130H9L10 127H8V125H9L8 122H10V119L7 117V115H9V114L11 115V113H8V114H7V112H8L9 110H10L9 112H12V111H15V110H17V109H19L18 111H20V110H22L23 108H24V110H22V112H25V111H26L25 106H26V104L29 102V100H28V101L26 100V97H28L29 92H30V95H29V96H32V94L34 93L32 90H35V93H37V92L39 91V90L37 91V89H38L37 87H38V83H39V81H38V83H36L35 79H34V80L32 79L33 82L35 81V83L30 84V82L32 81V80H30L31 77H32V71H31L32 69L29 67L30 65L28 66L27 62H29V61L26 62V58H25V57H28V56H26V55L29 54V58H27V60L30 59V57H31V55H30L31 52H30V53H27V54H25V53H26V52H25V53H24L25 55H24L23 53H21ZM36 52H37V51H36ZM64 52H65V51H64ZM75 52H78V51H75ZM114 52H115V51H114ZM124 52H127V51L125 50ZM132 52H133V51H132ZM78 53H80V52H78ZM81 53H82V52H81ZM128 53H131V50H130V52H128ZM128 53H127V54H128ZM153 53H154V52H153ZM161 53L163 54V51H161ZM32 54H33V53H32ZM41 54H42V53H41ZM87 54H88V55H87ZM89 54H91V56H93V57H91ZM97 54H98V53H97ZM101 54H102V53H101ZM118 54H119V53H118ZM120 54H121V53H120ZM127 54H126V55H127ZM140 54H141V53H139L138 56H142V55H140ZM75 55H76V53H75ZM78 55H79V54H77V56H78ZM106 55H107V54H106ZM109 55H110V54H109ZM114 55L117 56L116 54H114ZM122 55H123V51H122L121 56H122ZM124 55H125V53H124ZM128 55H129V54H128ZM128 55H127L126 57H128ZM133 55H134V53H133ZM24 56H25V57H24ZM82 56H83V54H82ZM89 56H90L92 59L89 58ZM94 56H95V57H94ZM103 56H104V55H103ZM115 56H113V58H115ZM134 56H136V55H134ZM138 56L136 57V61L139 62ZM144 56H145V52H144ZM146 56H147V55H146ZM146 56H145V58H146ZM152 56H153V54H152ZM99 57H100V56H99ZM99 57H98V58H99ZM101 57H102V56H101ZM108 57H109V56L107 55V58H108ZM110 57H111V56H110ZM129 57H130V55H129ZM131 57H132V56H131ZM31 58H32V57H31ZM74 58H75V57H74ZM79 58H80V57H79ZM105 58H106V56H105ZM107 58H106L105 60H108ZM139 58H140V57H139ZM40 59H41V58H40ZM45 59H46V58H45ZM75 59H76V58H75ZM102 59H103V58H102ZM133 59H134V58H132V62L134 61ZM137 59H138V60H137ZM146 59H148V58H146ZM30 60H31V59H30ZM98 60H99V59H98ZM148 60H149V59H148ZM35 61H36V60H35ZM95 61H96V60H95ZM108 61H109V60H108ZM108 61H107V62H108ZM142 61H143V58L141 57L140 62H142ZM145 61H147V60H145ZM150 61H151V60H150ZM42 62H43V61H42ZM74 62H75V61H74ZM121 62H122V59H121ZM138 62L135 63L134 65H135V66H138ZM140 62H139V64H140ZM148 62H149V61H148ZM148 62H146V63H148ZM151 62H152V61H151ZM58 63L60 64V62H58ZM75 63H76V62H75ZM101 63H102V62L98 63V61H97V65L100 64L99 66H101ZM109 63L111 64V62H109ZM112 63H113V60H112ZM114 63H115V60H114ZM146 63H145V62H144V63L142 62L143 65H144V64L146 65ZM29 64H30V63H29ZM64 64H66V63H64ZM105 64H106V62H105ZM105 64H104V66H105ZM110 64H108V66H110ZM115 64L117 65L118 63H115ZM142 64H141V65H142ZM36 65H37V64H36ZM53 65H54V64H53ZM71 65H72V64H71ZM75 65H76V64H75ZM83 65H81V66H83ZM89 65H88V66H89ZM113 65H114V64H112L110 67H114ZM132 65H133V64H132ZM62 66H63V65H62ZM121 66H123L122 63H121ZM127 66H128V65H127ZM147 66H148V65L145 66V69H146ZM73 67H74V66H73ZM77 67H79V66H77ZM90 67H91V65H90ZM96 67H98V66H96ZM110 67H104V68L107 70V69L110 68ZM116 67H117V66H116ZM128 67H129V66H128ZM130 67H131V66H130ZM148 67H150V66H148ZM148 67H147V69H148ZM29 68H30V69H29ZM38 68H39V66L37 67V69H38ZM54 68L56 69V67H54ZM57 68H59V67L57 66ZM87 68H88V67H87ZM99 68H101V67H99ZM99 68H98V69H99ZM117 68H119V67H117ZM121 68H122V67H121ZM121 68H120V69H121ZM123 68H124V66H123ZM137 68H138V67H135V69H137ZM40 69H41V68H40ZM75 69H77V68H75ZM81 69H82V68H81ZM88 69H89V68H88ZM88 69H87V72L89 71ZM90 69H91V68H90ZM94 69H95V67H94ZM113 69H114V68H113ZM115 69H116V68H115ZM126 69H128L129 71H130V70L132 71L131 68H126V67H125V73L127 72ZM149 69H150V68H149ZM99 70H100V69H99ZM108 70H110V69H108ZM118 70H119V69H118ZM118 70H116V71H118ZM123 70H124V69H123ZM37 71H38V70H37ZM43 71H44V70H43ZM55 71H56V70H55ZM57 71L59 72V70H57ZM67 71H68V70H67ZM76 71H77V70H76ZM83 71H84V70H83ZM83 71H82V72H83ZM90 71H91V72H90ZM90 71L88 72V74H90V73L93 74V71H92V70H90ZM133 71H134V69H133ZM133 71H132V72H133ZM136 71H137V70H136ZM138 71H141V70H138ZM138 71H137V72H138ZM143 71L146 72L145 70H143ZM150 71H151V69H150ZM33 72H34V70H33ZM35 72H36V71H35ZM35 72H34V74H35ZM62 72H63V71H62ZM82 72H81V70H80L79 73L82 74ZM96 72L98 73V70H97V69H96ZM108 72H109V71H108ZM114 72H115V70H114ZM132 72H130V73H132ZM147 72H148V71H147ZM154 72H155V71H154ZM55 73H56V72H55ZM63 73H64V72H63ZM73 73H75V75L77 76L76 72H73ZM97 73H96V76H97ZM99 73H100V72H99ZM103 73L106 74L107 71H106V73H105V72H103ZM109 73H110V72H109ZM130 73H127L126 76H129L128 74H130ZM140 73H141V72H139V74H140ZM57 74H58V73H57ZM59 74H60V75H59ZM59 74H58V75H59V78H60V76H61V72H60ZM64 74H65V73H64ZM83 74H84V72H83ZM85 74H86V72H85ZM88 74H87L86 77H85V76H82V77H85V78H84V81H83V82L85 83V84H84V87H85L84 89H86V86L88 85V84H87V81H85V80H88L87 78H89L90 81H91V80H92V77H93V76H92V77L90 78V77L88 76ZM113 74H114V73H113ZM136 74H137V73L134 72V75H135V77H134V81H136L138 78H140V77H138V76L136 77ZM48 75H49V74H48ZM69 75L71 76V74H69ZM93 75H94V74H93ZM111 75H112V74H111ZM137 75H138V74H137ZM159 75H160V74H159ZM33 76H34V75H33ZM38 76H39L38 80H40V71L38 72ZM70 76H69V77H70ZM90 76H91V74H90ZM119 76L121 77V75H119ZM124 76H125V75H124ZM142 76H144V75L142 74ZM153 76H154V75H153ZM162 76H164V75H162ZM78 77H81V76L78 75ZM108 77H109V75H108V73H107V78H108ZM111 77H112V76H111ZM33 78H34V77H33ZM35 78H36V76H35ZM53 78H54V77H53ZM56 78H57V76H56ZM59 78H57V79H59ZM73 78H74V77H73ZM94 78H95V77H94ZM103 78H104V77H103ZM103 78L101 77V79L105 81V78H104V79H103ZM141 78H142V77H141ZM161 78L163 79V77H161ZM44 79H46V77H45ZM62 79H64V78L62 77ZM66 79H67V78H66ZM69 79H70V78H69ZM75 79H76V78H75ZM81 79H82V78H81ZM116 79H117V78H116ZM135 79H136V80H135ZM154 79H155V77H154ZM59 80H60L61 82L63 81V80H61V78H60ZM71 80H73V79H71ZM77 80H80V78H79V79L77 78ZM77 80H76V81H77ZM102 80H100V81H102ZM139 80H141V79H139ZM139 80H138V81H139ZM41 81H42V80H41ZM45 81H46V80H45ZM48 81H49V79H48ZM50 81H52V80H50ZM55 81H56V80H55ZM73 81H74V80H73ZM76 81H75V82H76ZM80 81L82 82V80H80ZM112 81H114V80H112ZM119 81H120L119 83H121V79H120ZM128 81H131V75H130V80H128ZM147 81H148V80H147ZM152 81L156 82L155 80H152ZM52 82H53V81H52ZM81 82H76V84L78 83L77 86H79V85H81V84L83 85V83H81ZM96 82H97V81H96ZM96 82H95V83H96ZM122 82H123V81H122ZM131 82H132V81H131ZM139 82H141V81H139ZM139 82H138V84H139ZM142 82H143V81H142ZM142 82H141V85H142ZM62 83H63V84L65 83V86H67L65 81L62 82ZM67 83H68V82H67ZM80 83H81V84H80ZM93 83H94V82H93ZM112 83H113V82H112ZM114 83H115V82H114ZM128 83H129V82H128ZM128 83H127V84H128ZM136 83H137V81H136ZM136 83L133 82V85H135ZM143 83H144V82H143ZM161 83H162V81H161ZM34 84H35L36 87H34ZM53 84H54V82H53ZM76 84H75V86H76ZM86 84H87V85H86ZM90 84L92 85L91 82H90ZM99 84H100V83H99ZM103 84H104V83H103ZM109 84H110V83H109ZM115 84H116V83H115ZM158 84H159V83H158ZM158 84H157V85H158ZM68 85H69V84H68ZM91 85H90V87H91ZM95 85H96V84H94V86H95ZM101 85H102V82H101ZM117 85H118V83H117ZM131 85H132V83H131ZM141 85H140V87H141ZM160 85H161V84H160ZM230 85H231V84H230ZM44 86H45V85H44ZM46 86H47V85H46ZM65 86H64V87H65ZM75 86H74V87H75ZM92 86H93V85H92ZM112 86H113V84H112ZM114 86H115V85H114ZM118 86H119V85H118ZM121 86H122V85H121ZM136 86H139V85H136ZM136 86H135V89L137 88ZM146 86H149V85L147 84ZM42 87H43V85H42ZM42 87H41V89H42ZM68 87H69V86H68ZM68 87H67V88H68ZM71 87H72V85H71ZM90 87H89V88H90ZM101 87H103V86H101ZM110 87H111V86H110ZM123 87L125 88V83H124ZM133 87H134V86H133ZM149 87H151V86H149ZM164 87H165V85H163V89H164ZM36 88H37V89H36ZM39 88H40V87H39ZM67 88H66V89H67ZM75 88H76V87H75ZM77 88H78V89H79V88H83V86H82V87H77ZM77 88H76V89H77ZM94 88H96V87H94ZM104 88H105V87H104ZM114 88L117 89L116 86H115ZM130 88H131V87H129L128 90H130ZM152 88H153V87H151V89H152ZM226 88H227V87H226ZM52 89H53V88H52ZM99 89H100V88H99ZM133 89H134V88H133ZM133 89L130 90V91H134ZM145 89H146V88H145ZM147 89H148V88H147ZM147 89H146V90H147ZM58 90H59V89H58ZM67 90H68V89H67ZM72 90H73V89H72ZM86 90H87V89H86ZM90 90H91V89H90ZM92 90H93V89H92ZM120 90H121V92H124V94L128 93V97H127V98L129 99V96H130V95H129V92L127 91V92L125 93V91H122L123 89H121V88H120ZM140 90H141V89H140ZM146 90H145V92H142V93H139V92H138V94H143V93H145L146 96H147V91H148V90H147V91H146ZM237 90H238V89H237ZM31 91H32L33 93H31ZM77 91H78V90L73 91L74 94H73V92H72V93L70 92V93H68V94H72V95H71V96H72V97H71L72 99H70V100H71V101H70V104H73V103H71V102L74 101V99L76 98L77 101H76V100H75V101H76V102L79 104V106H80V105H81V103H80V102H81V101H80L81 98L79 99V98H78L79 95H76V94H77ZM80 91H81V89H80ZM80 91H78V92H80ZM95 91H96V89H95ZM142 91H143V87H142ZM149 91H150V90H149ZM149 91H148V92H149ZM153 91H155V93H156V90H155V89H154ZM162 91H163V90H162ZM27 92H28V94H27ZM50 92H51V91H50ZM66 92H68V91H66ZM75 92H76V94H75ZM82 92H84V91H82ZM100 92L102 93L103 91L100 89ZM106 92H107V91H106ZM114 92H115V91H114ZM24 93H26V95H27V96L25 95V96H26V97H25V100H23V99H24V96H23ZM35 93H34V95H36ZM95 93H96V92H95ZM95 93H94V96L96 95ZM103 93H104V92H103ZM22 94H23V95H22ZM78 94H79V93H78ZM80 94H81V92H80ZM82 94H84V93H82ZM85 94H86V93H85ZM90 94H91V91H90ZM98 94H99V92H98ZM105 94H106V93H105ZM111 94L113 95V93H111ZM115 94L118 95L117 92H116ZM119 94H120V93H119ZM121 94H122V93H121ZM121 94H120V97H121ZM130 94H131V93H130ZM132 94H133V93H132ZM38 95H39V93H37L36 97L39 98ZM41 95H42V94H41ZM57 95H58V94H57ZM65 95H66V94H63V96H65ZM74 95H75V97L73 98ZM91 95H92V94H91ZM101 95H102V94H101ZM103 95H104V94H103ZM103 95H102V98H103ZM148 95H149V94H148ZM153 95H154V94H153ZM160 95H161V93H160ZM163 95H164V94H163ZM22 96H23V97H22ZM63 96H62L61 98H64ZM69 96H70V95H69ZM104 96H105V95H104ZM158 96H159V95H158ZM36 97H34V98L36 99ZM42 97H43V96H42ZM52 97H54V95H53ZM80 97H82V100H83V97H84V96H81V95H80ZM98 97H99V96H98ZM112 97L114 98V95L111 96V98H112ZM142 97H143V99L147 100L148 103L153 104V102H155L154 104H155L156 106H157L158 104L160 105V106H157V107H160V108L162 107V104H161V103H162L163 99H160V100H161V101H160L161 103H160V102L158 103V102L156 101V98H155L154 100H152V101H153V102H152L151 100H148V97H149V99H150V96L146 97V98H147V99H146L145 96H144V94H143ZM142 97H141V98H142ZM22 98H23V99H22ZM31 98H32V97H31ZM94 98H96V97H92V100H93ZM113 98H112V99H113ZM130 98H131V97H130ZM164 98H165V97H164ZM27 99H28V98H27ZM78 99H79V101H78ZM100 99H101V98H100ZM100 99H98V100H97V99H94L93 101H95V100H96V101H100ZM103 99H104V98H103ZM121 99H122V97H121ZM121 99H120L118 102L122 101L121 104H123V101H124V100H123V99L121 100ZM37 100H38V99H37ZM45 100H46V99H45ZM88 100H90V99H88ZM92 100H90V101L92 102ZM125 100H126V99H125ZM145 100H143V102H142V105H144V107H142L141 105H140V107H142L141 110H143V108H144V110L146 111L147 109H146L145 104H146L147 101L145 102ZM33 101H34V100H33ZM42 101H43V103H46L44 100H42ZM48 101H49V99H48ZM96 101H95V102H96ZM101 101H102V99H101ZM113 101L115 102V99H113V100H111V101H110V99L108 100L109 103H110V102H113ZM127 101H128V100H127ZM130 101H131V99H129L128 104L130 103ZM134 101H135V100H134ZM24 102H26V103L24 104ZM30 102H31V99H30ZM30 102H29V103H30ZM34 102H37V101L35 100ZM38 102H39V100H38ZM61 102H62V101H61ZM102 102H103V101H102ZM114 102H113V103H114ZM22 103H23L24 105H23ZM29 103H28V104H29ZM89 103H90V102H89ZM98 103H99V102H97V105H96V106H97V109L100 108V107H98V105H99ZM143 103H144V104H143ZM156 103H157V104H156ZM31 104H32V102H31ZM31 104H29V105H30L29 108L34 107L33 105L31 106ZM78 104H77V105H78ZM95 104H96V103H95ZM151 104H150V105H151ZM29 105H27V106H29ZM34 105L37 106V103H34ZM38 105H39V104H38ZM47 105H48V103H47ZM60 105H61V104H60ZM82 105H83V103H82ZM119 105H120V103H119ZM146 105H147V104H146ZM22 106H23V107H22ZM73 106H74V105H73ZM73 106L71 105L69 108H72ZM79 106H78V108H79ZM109 106H110V105H109ZM120 106H121V105H120ZM131 106H132L133 108L136 107V106L134 105V103L132 104V102H131ZM156 106L153 107V108H154L153 111H155V110L157 109ZM19 107H22V109H20ZM84 107H85V106H84ZM111 107H113V106L111 105V106L109 107L110 110H112ZM123 107H124V106H122V108H123ZM163 107H164V106H163ZM184 107H185V106H184ZM26 108H27V107H26ZM36 108H37V107H36ZM36 108H35V110H36ZM38 108H39V107H38ZM41 108H42V107H41ZM64 108H65V107H64ZM75 108H77V107H75ZM75 108L73 107L72 110H71V109H69V110L67 109V110H68V115H69V111L73 112V110H74ZM103 108H104V107H103ZM106 108H107V107H106ZM114 108H115V107H113V110H112V111H113V114H114ZM122 108H121V109H122ZM137 108H138V107H137ZM155 108H156V109H155ZM47 109H48V108H47ZM89 109H91V108L89 107ZM100 109H101V108H100ZM135 109H136V108H135ZM161 109H162V108H161ZM161 109H159V110H157V111L160 112ZM11 110H12V111H11ZM27 110H28V109H27ZM35 110L32 108V112H35ZM110 110L108 109V111H110ZM138 110H139V109H138ZM49 111H51V110H49ZM77 111H78V110L76 109L75 114L73 115L74 117H77V116H76V112H77ZM80 111H81V109H80ZM90 111H91V110H90ZM106 111H107V110H106ZM112 111H111V112H112ZM123 111H124V110H123ZM136 111H137V110H136ZM149 111H151V110H149ZM149 111H148V112H149ZM157 111H156V112H157ZM15 112H16V111H15ZM26 112H31V109H30V111L28 110V111H26ZM47 112H48V110L46 111V113H47ZM71 112H70V113H71ZM78 112H79V111H78ZM78 112H77V113H78ZM84 112H85V111H84ZM99 112H101V111L99 110ZM19 113H20V112H19ZM19 113H17V114H19ZM50 113H51V112H50ZM50 113H49V114H50ZM91 113H92V114H93V113L95 114L94 111H91V112H90V115L87 113V114L89 115V117L86 116V118H89V119H90V118H92V117L95 116V115L92 116ZM104 113H105V112H104ZM104 113H102V115H103ZM200 113H201V112H200ZM13 114H15V113H13ZM17 114H15V115H17ZM25 114H26V113H25ZM27 114H28V113H27ZM44 114H45V113H44ZM78 114H80V112H79ZM109 114H110V113H109ZM134 114H135V113H134ZM134 114H133V116H132L131 119L135 118V115H134ZM136 114H137V113H136ZM139 114H140V113H139ZM29 115H31V113H29ZM29 115L27 116L28 118H29ZM47 115H48V113H47ZM58 115H59V114H58ZM68 115H67V116H68ZM71 115H72V113H71L69 116H71ZM98 115L100 116L101 114H98ZM98 115H97V117H99ZM144 115L146 116V112H144ZM34 116H35V115H34ZM65 116H66V115H65ZM67 116H66V118H67ZM69 116H68V117H69ZM73 116L70 117V119L73 118ZM78 116H79V115H78ZM90 116H92V117H90ZM108 116H109L108 119H109V118H112L110 115H108ZM112 116H113V115H112ZM14 117H15V116H14ZM17 117H18V116H17ZM19 117H20V115H19ZM19 117H18V119H19ZM24 117H25V115H24ZM46 117H47V116H46ZM48 117H49V116H48ZM60 117H61V116H60ZM62 117H63V116H62ZM97 117H96V118H97ZM123 117H124V115H123ZM137 117H138V116H137ZM11 118H12V117H11ZM22 118H23V117H22ZM22 118H21V119H22ZM86 118H85V121H86ZM96 118H92V119H96ZM100 118H101V116H100ZM100 118H98V120H99ZM125 118H126V117H125ZM139 118H140V117H139ZM146 118H147V117H146ZM8 119H9V121H8ZM12 119H13V121H15L16 118H12ZM32 119H33V118H32ZM39 119H40V117H39ZM79 119H80V118H79ZM103 119H104V118H103ZM108 119H107V120H108ZM144 119H145V117H144ZM144 119H143V120H144ZM147 119H148V118H147ZM25 120H26V117H25ZM25 120H24V121H25ZM30 120H31V118H30ZM47 120H48V118H47ZM47 120H46V122H47ZM66 120H67V119H66ZM71 120H72V119H71ZM75 120H76V119H74L72 122H75ZM105 120H106V119H105ZM125 120H126V119H125ZM143 120H142V123H143ZM13 121H11L10 126H11V125L14 126V122H13ZM18 121H19V120H18ZM21 121L23 122V120H21ZM21 121H20V122H17V121H16V122H17V123H21ZM38 121H41V120H38ZM77 121H78V120H77ZM81 121H82V120H81ZM87 121H88V120H87ZM138 121H139V119H138ZM16 122H15V125H16ZM26 122L29 123L28 119H27ZM26 122H25V123H26ZM30 122H31V121H30ZM66 122H67L68 124H66ZM66 122H65V127H64V128H66V125H70V124H69V119H68ZM70 122H71V121H70ZM72 122H71V123H72ZM83 122H84V121H83ZM89 122H91V120H90ZM139 122H140V121H139ZM7 123H8V125H7ZM12 123H13V124H12ZM27 123H26V124H27ZM32 123H33V122H32ZM39 123H41V122H39ZM49 123H50V122H49ZM56 123H57V122H56ZM75 123H76V122H75ZM75 123H74V124H75ZM111 123H112V122H111ZM132 123H134V122L132 121ZM22 124H23V123H21V129L24 127V126L22 127ZM30 124H31V123H30ZM60 124H61V123H60ZM74 124H73V126L70 125L71 127H73V129H74ZM76 124H77V123H76ZM87 124H88V122H87ZM109 124H110V122H109L108 124H106V125H109ZM24 125H25V124H24ZM28 125H29V124H28ZM28 125H25V126L27 127ZM49 125H51V124H49ZM5 126H7L6 128H8L6 131H5ZM16 126H18V124H17ZM37 126H38V125H37ZM55 126H56V125H55ZM55 126H54V128H55ZM60 126H61V125H60ZM60 126H59V127H60ZM70 126H69V127H70ZM82 126H83V125H82ZM18 127H19V126H18ZM18 127H17V128L15 127V128L18 129V130L14 129V128H13V129H14V130H13L12 127L10 128L11 131H12V133H13V131L15 132V130L19 132V133H18V132L15 133V134H17V135L14 136V141H15V140L17 141L16 138H19L20 136H22V137H21L22 139H23L24 137H26V138L28 137V139H29V138H30V137H29V135H30V134H29V133H30V132H29V130H30V129H29V128H30V125L28 126L29 128L27 127V128L29 129V130L27 131V132H28V135H25V134L23 133L24 130H23V132H21V134H20V131H19L20 128H18ZM31 127H33V124L31 125ZM48 127H49V126H48ZM27 128H26V129H27ZM49 128H50V127H49ZM75 128H77V127L75 126ZM83 128H84V127H83ZM86 128H87V127H86ZM100 128H102V126H100ZM100 128H99V130H100ZM26 129H25V130H26ZM31 129H32V131H33L34 128H31ZM39 129H40V128H39ZM67 129H69L68 126H67L66 130H67ZM79 129H80V128H79ZM36 130H37V129L35 128V131H36ZM70 130H71V128H70ZM83 130H84V129H83ZM60 131H61V130H59V132H60ZM62 131H64V129H63ZM59 132H58V133H59ZM64 132H65V131H64ZM64 132H63V134H65ZM66 132H67V131H66ZM75 132H76V131H75ZM78 132H79V130H78ZM82 132H83V131H82ZM85 132H86V131H85ZM85 132L81 133V138L84 136ZM53 133H54V131H53ZM67 133H68V132H67ZM10 134H11V132H10ZM18 134H20V136H18ZM48 134H49V133H48ZM70 134H71V133H70ZM77 134H78V133H77ZM12 135H14V134H12ZM12 135H11V136H12ZM23 135H24V136H23ZM82 135H83V136H82ZM11 136H10V138H11ZM32 136H33V135H32ZM40 136H41V135H40ZM64 136H65V135H64ZM72 136H74V135L72 134ZM72 136H71L70 138H72ZM87 136H88V135H86V136H84V137L87 138ZM52 137H54V134H53ZM58 137H59V136H58ZM60 137H61V136H60ZM66 137H67V135H66ZM76 137H77V136H76ZM88 137H89V138H88L87 140L90 139V135H89ZM91 137H92V136H91ZM26 138H25V142H26V141L28 142V140H26ZM36 138H37V137H36ZM78 138H80V137L78 136ZM57 139H58V138H57ZM61 139H62V138H60V141H61ZM72 139H73V138H72ZM91 139H92V138H91ZM19 140H20V139H19ZM29 140H30V139H29ZM62 140H63V139H62ZM67 140H69V138H68ZM80 140H81V139H80ZM84 140H85V139H84ZM14 141H13V143H14ZM20 141H21V140H20ZM20 141H19L20 144H19V143H18V144L21 146L22 142H20ZM58 141H59V140H58ZM58 141H56V143H57ZM81 141H82V140H81ZM85 141H86V140H85ZM85 141H84V142H85ZM37 142H38V141H37ZM64 142H65V141H64ZM64 142H63V143H64ZM82 142H83V141H82ZM8 143H9V144H8ZM15 143H16V142H15ZM63 143H62L61 146L64 147V144H63ZM73 143H75V142H73ZM78 143H79V145L81 144V142H79V139H78ZM86 143H87V142H86ZM29 144H30V143H29ZM67 144H69V143H67ZM16 145H17V143H16ZM23 145H25V144L23 143ZM39 145H41V144H39ZM59 145H60V144H59ZM59 145H57V146L59 147ZM74 145H75V144H74ZM9 146H10V145H9ZM25 146H26V145H25ZM76 146H78V145H76ZM80 146H81V145H80ZM10 147H11V146H10ZM15 147H16V146H15ZM44 147H45V146H44ZM55 147H56V146H55ZM84 147H85V146H84ZM84 147H82V148H84ZM11 148H12V147H11ZM11 148H10V150H11ZM16 148H18V147H16ZM28 148H29V147H28ZM32 148L34 149V146H33ZM39 148H40V147H39ZM45 148H46V147H45ZM72 148L74 149L75 147H72ZM76 148H78V147H76ZM76 148H75V149H76ZM13 149H14V147H13ZM13 149H12V150H13ZM58 149H59V148H58ZM64 149H67V147H66V148L64 147ZM64 149H62V150L64 151ZM75 149H74V150H75ZM84 149H85V148H84ZM86 149H87V148H86ZM88 149H89V148H88ZM88 149H87V150H88ZM14 150H15V149H14ZM14 150H13V151H14ZM18 150H19V149H18ZM18 150H17V151H18ZM25 150H26V148H25ZM46 150H47V149H46ZM67 150H68V149H67ZM70 150H71V148H70ZM76 150H77V149H76ZM76 150H75V151H76ZM79 150H80V149H79ZM8 151H9V149H8ZM19 151H20V150H19ZM56 151H57V150H56ZM65 151H66V150H65ZM65 151H64V153H67V152H65ZM81 151H82V149H81ZM85 151H86V150H84V152H85ZM14 152L16 153V151H14ZM14 152L11 153L13 156L16 155V154H14ZM20 152H21V151H20ZM28 152H30V151L28 150ZM54 152H55V151H53V153H54ZM84 152H83V153H84ZM259 152H260V151H259ZM23 153H24V152H23V147H22V153H21V154H23ZM34 153H35V152H34ZM49 153L52 154V151H49ZM61 153H62V152H61ZM68 153H69V150H68ZM68 153H67V156H68ZM73 153H74V152H73ZM76 153H77V151H76ZM78 153L80 154V151H78ZM263 153H264V152H262V154H263ZM17 154H19V153H17ZM32 154H33V153H32ZM51 154H50V157H51ZM70 154H72V153H70ZM81 154H82V153H81ZM81 154H80V155H81ZM8 155H9V154H8ZM29 155H30V154H29ZM73 155L77 156L76 154H73ZM16 156H17V155H16ZM19 156H20V154H19ZM30 156H31V155H30ZM35 156H36V153H35ZM35 156H34V157H35ZM44 156H45V154H44ZM81 156H82V155H81ZM262 156H263V157H262ZM262 156H261V159L263 160V158H264V154H263ZM9 157H10V155H9ZM28 157H29V156H28ZM28 157H26V158H28ZM59 157H60V156H59ZM64 157H65V156H64ZM70 157H72V156H70ZM77 157H78V158H77V160H76V157L73 156V158H74L76 161H78L79 158H80V159L82 158V157H79V156H77ZM84 157H85V156H84ZM21 158H23V157H21ZM21 158H20V161H21ZM73 158H72V159H73ZM17 159H18V162H19V158H17ZM31 159H32V158H31ZM65 159H66V158H65ZM72 159H71V160H72ZM80 159H79V160H80ZM8 160H9V159H8ZM10 160H11V158H10ZM37 160H38V158H37ZM49 160H50V158H49ZM71 160H70V161H71ZM82 160L85 161V159H82ZM262 160H261V162H262ZM6 161H7V160H6ZM26 161H27V159H26ZM45 161H46V160H45ZM61 161H62V159H61ZM64 161H65V160H64ZM70 161H67V162H70ZM10 162H11V161H10ZM21 162H22L21 165L25 163L23 160H22ZM23 162H24V163H23ZM34 162H35V161H34ZM67 162H65V163L63 164V166H64L66 169H67L68 166H69V165H67V167L65 166ZM72 162H74V161H72ZM79 162H81V160H80ZM263 162H264V161H263ZM19 163H20V162H19ZM31 163H32V162H31ZM45 163H46V162H45ZM50 163H52L51 160H50ZM61 163H62V162H60V167H61V168L59 167L60 169H58V167H57V169H56V170H57L56 173H58V174H59L58 171L63 170V172H65L64 170H66V169H64V167L61 166ZM75 163H76V162H75ZM256 163H257V162H256ZM8 164H11V163H8ZM28 164L30 165L29 161H28ZM34 164H35V163H34ZM43 164H44V163H43ZM57 164H58V166H59V162H58ZM70 164H71V163H70ZM81 164L83 165L84 163H81ZM260 164H261V163H260ZM6 165H7V164H6ZM11 165L14 166V168H15V167H18V166H17L18 164L16 165V162H15V165H16V166L13 165V164H11ZM29 165H28V166H29ZM52 165H53V163H52ZM77 165H78V164H77ZM263 165H264V164H263ZM26 166H27V164H26ZM31 166H32V164H31ZM33 166L36 167L35 165H33ZM50 166H51V165H50ZM55 166H56V165H55ZM72 166H73V165H72ZM41 167H42V166H41ZM69 167H71V166H69ZM248 167H249V166H248ZM6 168H7V167H6ZM10 168H11V167H9V169H10ZM20 168H21V167H20ZM47 168H48V167H47ZM53 168H54V167H53ZM71 168H72V167H71ZM71 168H70V169H71ZM76 168H78V167H76ZM16 169H17V168H15V170H16ZM25 169H26V168H25ZM27 169H28V168H27ZM27 169H26V171H27ZM35 169H36V168H35ZM80 169H81V168H80ZM13 170H14V169H13ZM15 170H14V171H15ZM21 170H22V169H21ZM50 170H51V169H47L48 172H49ZM67 170H68V169H67ZM6 171H9V174H11V177H12V179H13L14 176H12L13 174L10 173L11 170H6ZM36 171H37V169H36ZM36 171H35V173H36ZM70 171H71V170H70ZM12 172H13V171H12ZM16 172H18V171H16ZM21 172H22V171H21ZM39 172H40V171H39ZM44 172H45V170H44ZM51 172H52V171H51ZM66 172H67V171H66ZM71 172H72V171H71ZM77 172H78V171H77ZM80 172H81V171H80ZM2 173H0V174H2ZM22 173H23V172H22ZM27 173H28V172H27ZM41 173H42V172H41ZM78 173H79V172H78ZM3 174H4V173H3ZM3 174H2V177H3ZM6 174H7V173H6ZM16 174H19V173H16ZM16 174H15V175H16ZM28 174H29V173H28ZM28 174H27V175H28ZM32 174H33V173H32ZM45 174H47V173H45ZM45 174L43 173L44 176H45ZM40 175H41V174H40ZM40 175H39V176H40ZM51 175H52V174H51ZM53 175H55V174H53ZM63 175H65L64 177H68V176H66V173L63 174ZM68 175H69V173H68ZM73 175H75L74 172H73ZM82 175H84V173H83ZM82 175L80 174V176H82ZM20 176H21V175H20ZM84 176H86V175H84ZM4 177H5V176H4ZM4 177H3V178H4ZM16 177H17V176H16ZM18 177H19V176H18ZM22 177H23V176H22ZM24 177H26V174H24ZM24 177H23V180L21 179L23 182H24V180H25ZM27 177H28V176H27ZM30 177L32 178L33 176H30ZM30 177H29V180H30ZM36 177H37V175H36ZM51 177H52V176H51ZM82 177H83V176H82ZM3 178H2V179H3ZM9 178H10V177H9ZM20 178H21V177H20ZM20 178H19V181H20ZM39 178H41V177H39ZM43 178H44V177H43ZM59 178H62V177H59ZM5 179H6V180L8 179V175H7V178L5 177ZM12 179H11V181H12ZM14 179H16V178L14 177ZM14 179H13V183H15V182L17 181V180L15 181ZM44 179H45V178H44ZM54 179H56V178H54ZM84 179H85V178H84ZM84 179H83V180H84ZM3 180H4V179H3ZM3 180L0 179V181H2V183H5V186H6V187H7L8 185H10V186L13 185V183H12V185H11V184L6 183L7 181L5 182V181H3ZM31 180H33V179H31ZM35 180H36V179H35ZM63 180H65V179H62V181H63ZM66 180H67V179H66ZM66 180H65V181H66ZM68 180H69V179H68ZM72 180H73V178H72ZM78 180H79V179H78ZM38 181H39V179H38ZM57 181H58V177H57V180H56V182H55V185H56ZM9 182H10V179H9ZM20 182H21V181H20ZM20 182H19V183H20ZM27 182H28V181H27ZM32 182H33V181H32ZM10 183H11V182H10ZM19 183H18L17 185H16V183H15V185H16V186H19ZM30 183H31V181H30ZM43 183H44V182H43ZM21 184H22V182H21ZM27 184H29V183H26V184L23 183V184H22V187H23L24 185L28 186ZM59 184H62V182H60ZM63 184H64V182H63ZM63 184H62V185H63ZM80 184H81V181H80L77 185L79 186ZM15 185H13V188L15 187ZM42 185H43V184H42ZM45 185H46V184H45ZM48 185H49V184H48ZM55 185H54V187H55ZM62 185H60V186H62ZM69 185H72V184H69ZM69 185H67V186H69ZM262 185H264V184L262 183ZM1 186L5 187L3 184H1ZM60 186H58V189H60V188H59ZM65 186H66V185L64 184V186H63L64 189H63V190H66V189H65ZM247 186H248V185H247ZM251 186H252V184H251ZM8 187H9V186H8ZM34 187H35V186H34ZM38 187L40 188V185H39V184H38ZM43 187H46V186H43ZM47 187H49V186H47ZM50 187H51V186H50ZM50 187H49V188H50ZM63 187H62V188H63ZM70 187H71V186H70ZM70 187H69V188H70ZM16 188H18V187H16ZM41 188H42V187H41ZM62 188H61V189H62ZM66 188H67V187H66ZM251 188H252V187H251ZM259 188H260V187H259ZM9 189H11V187L8 188V191H9ZM14 189H15V188H14ZM18 189H19V188H18ZM18 189H17V190H18ZM31 189H32V188H31ZM61 189H60V190H61ZM4 190H7V189L5 188ZM4 190H1V191H3V193H5ZM29 190H30V188L27 189V192H28ZM38 190H39V189H38ZM49 190H50V189H49ZM53 190H54V189L52 188V190H50V191H53ZM60 190H59V191H60ZM69 190H70V191H69ZM259 190H260V189H259ZM262 190H263V187H262ZM1 191H0V192H1ZM44 191H45V190H44ZM50 191H49V192H50ZM54 191H55V192H56V191L58 192V190H56V189H55ZM71 191H72V188H71V189H68L67 194H66L65 191H63L64 195H63V194H59V193H61V192H59L58 194L61 195V196H60V199H61V197H62V195H63L64 197H66V198H65V200H66V199H67V195H68ZM248 191H249V190H248ZM260 191H261V190H260ZM11 192H12V191H11ZM21 192H22V191H21ZM24 192H25V189H24ZM30 192H31V190L29 191V193H30ZM33 192H35V191L33 190ZM33 192H31V193L33 194ZM40 192H41V191H40ZM49 192H48V195H50V193H51V192H50V193H49ZM257 192H258V191H257ZM263 192H264V191H263ZM3 193H2V194H3ZM12 193H13V192H12ZM12 193H10V194H12ZM45 193H46V191H45ZM73 193H74V192H72V194H73ZM0 194H1V193H0ZM15 194H16V189H15ZM15 194H14V195H15ZM26 194H27V193H26ZM43 194H44V193H43ZM54 194H55V193H54ZM54 194H53V197L56 196V195H54ZM56 194H57V193H56ZM246 194H247V193H246ZM246 194H245V195H246ZM3 195H5V194H3ZM3 195H2V196H3ZM30 195H31V194H30ZM36 195H37V193H36ZM39 195H40V194H39ZM46 195H47V193H46ZM48 195H47V196H48ZM69 195H70V194H69ZM73 195H74V194H73ZM255 195H256V194H255ZM263 195H264V194H263ZM7 196H8V195H7ZM17 196H18V195L15 196V197H16V200L18 199ZM20 196L22 197V195H19V199H18V200H23V199H22L23 197L20 198ZM24 196H25V195H24ZM26 196H27V195H26ZM33 196H34V194H33ZM42 196H43V195H42ZM47 196H46V197H47ZM74 196H76V195H74ZM250 196H251V195H250ZM250 196H249V199H250ZM253 196H254V195H253ZM259 196H260V194H259ZM13 197H14V196H13ZM69 197L72 198L71 196H69ZM255 197H256V196H255ZM257 197H258V196H257ZM7 198H8V197H7ZM10 198H11V197L9 196L8 200H9ZM24 198H25V197H24ZM28 198H29V196H28ZM44 198H45V196H44ZM56 198H57V196H56ZM261 198H262V197H261ZM13 199H15V198H13ZM32 199H33V198H32ZM36 199H37V198H36ZM39 199H40V198H39ZM251 199H252V198H251ZM253 199H254V198H253ZM255 199H257V198H255ZM1 200H2V199H1ZM4 200H5V199H4ZM18 200H17V203L19 202ZM25 200H26V198H25ZM45 200H46V199H45ZM45 200H44V201H45ZM61 200H63V199H61ZM65 200H64V201H65ZM5 201H6V200H5ZM9 201H12V200H9ZM27 201H28V200H27ZM31 201H32V200H31ZM31 201H30V203H31ZM37 201H39V200H37ZM37 201H35V202H37ZM56 201H57V200H56ZM245 201H246V200H245ZM257 201H259V202L262 204V202H261L262 200L260 201V200L258 199ZM257 201H253V203H256ZM2 202H3V201H2ZM12 202H13V201H12ZM20 202H22V201H20ZM20 202H19V203H20ZM41 202H42V199H41ZM45 202H46V201H45ZM50 202H51V199H50ZM60 202H61V201H60ZM7 203H8V202H7ZM7 203L3 202V203L1 204V206H2L3 204H5V206H6ZM13 203H15V202H13ZM19 203H18V204H19ZM22 203H23V202H22ZM22 203H21V205H22ZM24 203H26V202H24ZM47 203H48V202H47ZM55 203H57V202H55ZM253 203H252V207L254 206L253 208L256 209V205L258 204V202H257V204H254V205H253ZM35 204H36V203H35ZM38 204H39V203H38ZM261 204H259V205H260L259 207H261ZM263 204H264V202H263ZM263 204H262V205H263ZM10 205H11V203H10ZM19 205H20V204H19ZM32 205H33V204H32ZM43 205H44V207H46L48 204H46V206H45V203H44ZM43 205H42V206H43ZM50 205H51V204H50ZM50 205H49V206H50ZM54 205H55V204H54ZM246 205H247V203H246ZM14 206H15V205H14ZM24 206L28 207L27 204H25V205H22L21 209H23ZM38 206H39V205H38ZM38 206L36 205V207H38ZM51 206H52V205H51ZM59 206H61V205L59 204ZM204 206H205V205H204ZM239 206H240V205H239ZM12 207H13V206H12ZM26 207H25V208H26ZM31 207H32V206H31ZM61 207H63V206H61ZM208 207H209V206H207V208H208ZM242 207H244V206H242ZM242 207H241V208H242ZM252 207H251V205L249 206V208H251V210L253 209ZM7 208H8V207H7ZM15 208H16V207H15ZM29 208H30V207H29ZM202 208H204V209L206 210V207H203V206H202ZM244 208H245V207H244ZM0 209L4 210V209H6V208H4V209H3V208H0ZM37 209H38V208H36V209H34V210L31 209V210H32V211H35V210H37ZM40 209H41V208H40ZM62 209H63V208H62ZM245 209H247V207H246ZM257 209H258V208H257ZM257 209H256V211L259 212ZM260 209H261V208H260ZM6 210H7V209H6ZM13 210H14V209H13ZM17 210H19L18 207L16 208V212L18 213V214L15 213L16 216H17V215H20L19 212H21V211L18 212ZM23 210H24V209H23ZM26 210H27V208H26ZM216 210H217V209H216ZM243 210H244V209H243ZM253 210H254V209H253ZM253 210H252V211H253ZM10 211H11V209L9 210V212H10ZM38 211L40 212L41 210L38 209ZM38 211H37V212H38ZM50 211H51V210H50ZM211 211H212L211 214L213 215V209H212ZM245 211L248 212V210H245ZM252 211H249V212L251 213ZM256 211H255V212H256ZM262 211H264V208H263V207H262ZM262 211H260V213H262ZM22 212H23V211H22ZM24 212H26V211L24 210ZM43 212H44V211H43ZM53 212H54V211H53ZM242 212H243V211H242ZM253 212H254V211H253ZM253 212H252V214H253ZM6 213H7V212H6ZM6 213H5V210L0 212V236H1V237H3L4 235L6 236V234H8V233H11V230H12V228L9 229L10 226H8V225H9V220H11V218L9 219V216H8ZM31 213L33 214L34 212H31ZM40 213H41V212H40ZM44 213H46V212H44ZM201 213H202L203 215L205 214V213L202 212V210H201L200 214H201ZM244 213H245V212H244ZM244 213H243V214H244ZM250 213H249V214H250ZM263 213H264V212H263ZM9 214H10V213H9ZM28 214H30V211H29ZM35 214H36V213H35ZM38 214H39V213H38ZM113 214H114V213H113ZM207 214H210V212L207 213ZM215 214H216V213H215ZM243 214H242V216H243ZM246 214H247V213H246ZM246 214H245V217H246ZM256 214H257V213H256ZM23 215H27V213H26V214L23 213ZM40 215H41V214H40ZM212 215H210L209 217L211 218ZM253 215H254V217H255V214H253ZM263 215H264V214H263ZM11 216H12V215H11ZM16 216H15V217H16ZM35 216H36V215H34V217H35ZM111 216H112V214H111ZM111 216H110V217L108 216L109 218H104V220H106V219H110V220H108V222L112 223V221H113V223L115 224L114 219L117 218L118 214L116 213V215L113 216V217H116V218H113V217H112L113 219L111 218ZM218 216H219V215H218ZM256 216H257V215H256ZM19 217H20V216H19ZM21 217H22V216H21ZM26 217H27V216H26ZM37 217H38V216H37ZM40 217H42V215H41ZM52 217H53V216H52ZM200 217H201V215H200ZM204 217H207V216L205 215ZM204 217H201L202 220H201V223H200V224H202V225H203L202 221H204V219H203ZM240 217H241V216H240ZM250 217H251V216H250ZM16 218H17V217H16ZM16 218H15L14 223L12 222L13 224H15V223L17 222V221H16ZM23 218H24V217H23ZM29 218H31V220H32V219H33V215H29V217H27V219L24 218V220H27V221H28ZM60 218H61V217H60ZM80 218L83 219L82 217H80ZM118 218H119V216H118ZM212 218H213V217H212ZM212 218H211L210 221H212ZM215 218H216V217H215ZM241 218H242V220H241L242 223H245V222H243L244 217H241ZM241 218H240V219H241ZM248 218H249V215H248ZM258 218H260V214H259V216L257 217V219H258ZM18 219H19V218H17V220H18ZM36 219H37V218H36ZM38 219H39V217H38ZM45 219H46V218H45ZM48 219H49V218H48ZM207 219H208V218H207ZM249 219H250V218H249ZM253 219H254V218H251V220L248 221V222H247V220H246L247 224H244V226L247 225V227H245V228H247V230H246V229H243V226L241 227L242 230L246 232L247 240H248V241L251 240V241H250V244H251V245H252V241H253V239H254V236H253L254 234L256 235V234L258 233L257 235H261V236L264 237V217L262 216V217H261L259 220H257V221H256V219H255V222H252ZM31 220H30V222H31ZM33 220H35V219H33ZM33 220H32V221H33ZM42 220H43V219H42ZM55 220H56V219H55ZM101 220H102V219H101ZM101 220H99L100 223H99V221H98V222L95 221V222L98 223L97 227L103 228V229H102L103 232H106V231H104V230L106 229V228H104V227H107V223H105V224H106V225H105L104 222H103V220H102V221H101ZM27 221H26V222H27ZM51 221H52V220H51ZM106 221H107V220H106ZM106 221H105V222H106ZM116 221H117V220H116ZM214 221H215V220H214ZM238 221H239V220H238ZM238 221H237V222H238ZM18 222H19V220H18ZM21 222H22V221H21ZM35 222H36V221H35ZM35 222H34V224H35ZM45 222H46V221H44V223H45ZM56 222H57V221H56ZM56 222H55V223H56ZM59 222H60V221H59ZM102 222H103V227H102V225H101ZM235 222H236V220H235ZM19 223H20V222H19ZM24 223H25V222H24ZM24 223H22V224H24ZM79 223H81L80 219H79L78 225H80ZM85 223H86V222L81 223L82 225H80V227H79L78 230H81L80 228H82V227H86L87 224H85ZM91 223H92V222H91ZM97 223H96V224H97ZM110 223H108V225H109ZM13 224H12V225H13ZM25 224H26V223H25ZM25 224H24V228L27 227V226H25ZM27 224H30V223L28 222ZM27 224H26V225H27ZM51 224H52V223H51ZM51 224H50V222L48 221V225H51ZM61 224H62V222H61ZM92 224H93V223H92ZM92 224H91V226H96V224H93V225H92ZM99 224H100V225H99ZM205 224H207L206 221H204V226L199 225L200 227H199V228L197 227L198 231H199L200 228L203 229L202 227H205ZM240 224H241V223H240ZM15 225H16V224H15ZM39 225H40V224H39ZM39 225H38V226H39ZM41 225H42V224H41ZM59 225H60V224H59ZM84 225H85V226H84ZM235 225H236V224H235ZM20 226H21V225H18V227H20ZM22 226H23V225H22ZM43 226H44V225H43ZM46 226H47V225H46ZM60 226H62V225H60ZM81 226H82V227H81ZM87 226H88V228H89L90 224L88 223ZM201 226H202V227H201ZM209 226H210V225H209ZM15 227L17 228V226H15ZM64 227H65V226H64ZM97 227H96V228L93 227V228L95 229L94 231L90 230V229H93L92 227H91L90 229L85 228V229L83 230V233H84V232H87V231H85V230L87 229L88 232L90 231V234H92L91 231L93 232V234H95V233H96L95 231H96L97 229H98L97 231L101 230L100 228H97ZM235 227H236V226H235ZM239 227H240V226H239ZM21 228L23 229V227H20V229H21ZM34 228H35V227H34ZM36 228H37V227H36ZM36 228H35V229H36ZM60 228H61V227H60ZM62 228H63V227H62ZM65 228H66V227H65ZM69 228H70V227H69ZM22 229H21V231L18 230V228H17L16 230L14 229V230H13L14 232L12 231V232H13L12 237L10 236L11 238H9L8 236H6V240L4 241L3 244H2V242H1V237H0V242H1V244H2V245H0V246H1V247H0V254H1L2 252H4L6 248L9 249V248H11L12 246H14L15 243L18 242V239L22 237V234H19L20 232H22ZM26 229H27V228H26ZM26 229H25V230H26ZM66 229H67V228H66ZM204 229H205V228H204ZM227 229H229V228H227ZM7 230H9L8 233H6ZM17 230L19 231V233H17V232H18ZM50 230H51V229H50ZM60 230H61V229H59V231H60ZM102 230H101V231H102ZM207 230H208V229H207ZM207 230H206V232H207ZM223 230H224V232L227 233V231H225L226 229H223ZM16 231H17V232H16ZM28 231H29V230H28ZM36 231H38V228H37ZM56 231H57V230H56ZM69 231H70V229H69ZM75 231H76V230H75ZM101 231H99V234H100ZM200 231H202V230H200ZM203 231H204V230H203ZM203 231H202V232H203ZM208 231H209L208 234L210 235V234H211V233H210L211 231H210V230H208ZM228 231H229L228 233L230 234V230H228ZM76 232H77V231H76ZM88 232H87V233H88ZM103 232H101V234H100V236H102V237H104V236L106 235V233L103 234ZM217 232L219 233V231H217ZM217 232H215V233L218 234ZM245 232H244V233H245ZM22 233H23V232H22ZM29 233H30V232H29ZM29 233H28V234H29ZM37 233H38V232H37ZM56 233H57V232H55V235H56ZM66 233H67V231H66ZM78 233H81V234H82L81 231H78L77 233H74L75 236H77ZM204 233H205V231H204ZM222 233H223V231H222ZM226 233H223V236H224L225 238L228 236V235L225 236ZM228 233H227V234H228ZM84 234H85V233H84ZM90 234H89V236H93V235H90ZM97 234H98V232H97ZM99 234H98V235H99ZM102 234H103V235H102ZM237 234H238V233H237ZM9 235H10V234H9ZM26 235H27V234H26ZM30 235H31V233H30ZM35 235H36V234H34V236H35ZM60 235H61V234H60ZM233 235H234V234H233ZM235 235H236V234H235ZM238 235H239V234H238ZM257 235L255 236V238L257 239L256 241L259 242L258 238H260V236L258 237ZM31 236H32V235H31ZM61 236H62V235H61ZM61 236H59V237H61ZM79 236L82 237L83 234H82V235L79 234ZM84 236H86V235H84ZM89 236H88V237H85L86 239H84L83 237H82V239H81V238L79 237L80 239H78V240L81 241L82 243H80V242L77 240V242H78V246H77V244H76V245H75V249H76V246H77V247L79 248L78 251L81 250V249L83 250V248L80 249V246L83 245V244L87 246L86 242L90 241V239H93L94 237H95V238L97 237V240L95 239V240H93V241H98V238H99V237H98L97 235H94L93 238H92V237H89ZM221 236H222V234H221ZM7 237H8V239H7ZM72 237H73V236H72ZM77 237H78V236H77ZM224 237H223V238H224ZM242 237H243V236H242ZM257 237H258V238H257ZM4 238H5V237H4ZM4 238H2V239L4 240ZM22 238H23V237H22ZM35 238H36V237H35ZM43 238H45V237H43ZM74 238H75V237H74ZM74 238H73V239H74ZM100 238H101V237H100ZM100 238H99V240H100ZM209 238H210V237H209ZM239 238H240V236H239ZM25 239H26V238H25ZM25 239H24V240H25ZM33 239H34V238H33ZM33 239H32L31 242L33 243L34 241H36V244H37V240H36V239L33 240ZM63 239H64V238H63ZM66 239H67V238H66ZM83 239L85 240V242L83 241ZM87 239H89V240L87 241ZM243 239H244V238H243ZM19 240H21V239H19ZM42 240H43V239H42ZM101 240H102V238H101ZM208 240L211 241V239H208ZM213 240H214V239H213ZM221 240H222V238H221ZM221 240H220V241H221ZM232 240H233V239H232ZM232 240H231V241H232ZM254 240H255V239H254ZM65 241H66V240H65ZM68 241H69V239H68L66 242H68ZM71 241H72V240H71ZM73 241H74V240H73ZM93 241L91 240V242H89L88 244H90V243L93 244ZM217 241H219V239H218ZM236 241H237V240H236ZM244 241H245V240H244ZM244 241H243V242H244ZM256 241H255V242H256ZM260 241H261V240H260ZM31 242L29 241L30 245L32 244ZM69 242H70V241H69ZM205 242H207V241H205ZM205 242H204V244H205V248H206V250H207L208 247H206V245H208V244H206ZM211 242H212V241H211ZM238 242H239V241H238ZM246 242H247V241H245V244H246ZM257 242H256V244H255L254 241H253V243L256 245V246H255V249H254V250H256L255 252L251 251V249H250L251 247H250L249 249H246V252H247V253H245L246 256H243V258H244V257H245V258H244V261H243L242 264H264V245H262V243H261L262 241H261L260 243H258V244H257ZM18 243H19V242H18ZM21 243H22V242H21ZM41 243H42V242H40V246L43 245V243H42V244H41ZM79 243H80V244H79ZM212 243H213V242H212ZM218 243H220V242H218ZM19 244H20V243H19ZM34 244H35V243H34ZM34 244H33V246H36V244H35V245H34ZM209 244H210V243H209ZM214 244H215V243H214ZM231 244H233V243H231ZM234 244H235V242H234ZM243 244H244V243H243ZM250 244L248 243V244H246L245 246H248V245H250ZM254 244L252 245V248H254ZM16 245H17V244H16ZM24 245H25V244H24ZM30 245H29V246H30ZM66 245H68V244H66ZM69 245H70L69 248H71V244H69ZM84 245H83V246H84ZM212 245H213V244H212ZM212 245H211V246H212ZM236 245H237V244H236ZM241 245H242V244H241ZM29 246H28V247H29ZM31 246H32V245H31ZM31 246H30V247H31ZM83 246H81V247H83ZM88 246H89V245H88ZM215 246H217V245H215ZM232 246H233V245H232ZM28 247H27V248H28ZM218 247H219V245H218ZM228 247H229V246H228ZM240 247H241V246H240ZM248 247H249V246H248ZM16 248H17V247H16ZM55 248H56V246H55ZM66 248H67V247L64 248V251L66 250ZM72 248H73V247H72ZM72 248H71V250H72ZM200 248H203V246L201 245ZM212 248H213V247H212ZM216 248H217V247H216ZM230 248H231V247H230ZM243 248H244V247H243ZM256 248H257V249H256ZM37 249H38V246H36L35 252H34V250L31 252L30 249H29V251H30V253H32V254L34 255V254L36 253V250H37ZM40 249H41V250H40ZM198 249H199V248H198ZM217 249H218V248H217ZM217 249H216V250H217ZM231 249H232V248H231ZM240 249H242V247H241ZM12 250H13V249H12ZM12 250H11V252H12ZM19 250H20V248H19ZM19 250H18V254H19ZM39 250L45 252L47 249L44 248V245H43V247L41 246V248H39ZM44 250H45V251H44ZM76 250H77V249H76ZM213 250L215 251V247L213 248ZM243 250H244V249H243ZM243 250H241V251L243 252ZM29 251H28V253H29ZM66 251H67V250H66ZM202 251H205V250H202ZM202 251H201V249H200V251H199V254H200V255H203V256H204L205 253L207 254V251H206L205 253L203 252L204 254H201L200 252H202ZM211 251H212V250H211ZM211 251H210V252H211ZM33 252H34V253H33ZM37 252H38V251H37ZM46 252H47V251H46ZM212 252H213V251H212ZM7 253H8V252H7ZM22 253H23V251H22ZM22 253H21V255H22ZM5 254H6V252L4 253V255H5ZM6 255H7V254H6ZM16 255H17V254H16ZM16 255H15V257H16ZM29 256H30V254H29ZM8 257H9V256H8ZM8 257H7V260L10 259L11 256H10L9 258H8ZM33 257H34V256L31 255V256H30V259H31V258L34 259ZM32 259H31V260H32ZM0 260H2V258H1ZM3 261H4V260H3ZM11 262H12V261H10V263H11ZM14 262H15V260H14ZM18 262H19V261H18ZM21 262H22V259H21ZM24 262H25V261H24ZM29 262L33 263L32 261H29ZM241 262H242V261H241ZM3 263H4V262H3ZM10 263H9V264H10ZM31 263H29V264H31ZM24 264H26V263H24Z\"/></svg>",
    "mask_w": 264,
    "mask_h": 264
}]
</instances>
